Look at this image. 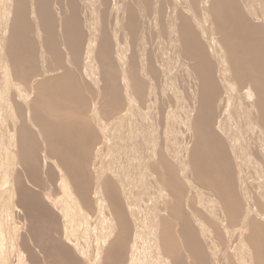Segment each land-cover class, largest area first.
I'll use <instances>...</instances> for the list:
<instances>
[{"label":"bare ground","instance_id":"6f19581e","mask_svg":"<svg viewBox=\"0 0 264 264\" xmlns=\"http://www.w3.org/2000/svg\"><path fill=\"white\" fill-rule=\"evenodd\" d=\"M78 1L79 0H5V1L0 0V13H2L1 12V10H3L2 8L3 7L5 8V6H7V4H8L9 11L12 14V16H11L12 19H10V24L8 25L9 27H6L4 25L7 29L9 28L8 31L5 30L6 28L4 29V27L2 28L3 23L5 24L4 21H5L6 17L7 18L9 17V15L7 16V13L3 12V14H6V17L3 18V20H4L3 23L1 22L2 26L0 24V87L1 86L5 87V90L2 91L3 93L1 92V90H3L4 87H2V89L0 90L1 95H2V96L0 95V97H1L0 99L2 100V101L0 100V102H3L2 104L4 105L3 107L0 105L1 106L0 108H4V112L6 113V115L4 114V116L6 117L5 118L6 119L5 127H4V124H5L4 119H3V121L1 119V118H3V116L0 113V116H1L0 117V131H5L6 136L2 132L0 133V135L3 134L4 137H8L7 141L3 142V145L1 147L3 148L4 143H6L8 146V147H6V149L9 148V150L11 151V154H10V151L7 149V151L9 152V154L8 153L7 154L12 155V157H11V158H13L12 161H14L15 165H16V166H13L14 172H15V169L19 168L18 166H20L22 169L21 170L19 168L20 173H18L19 171L16 172L15 176L13 177L14 178L13 182L11 184H10V182L8 183V185L10 184L11 186L8 188V191L6 193H4L6 189L4 190V187L2 185H0V239H2V237H4V235H5V232H3L4 235L1 236L3 228H5V226H7V228H8V231H6V233L8 232V235H9V233L11 232V234L9 236H12V234L15 235V232L19 231L18 230L20 228L19 226H16V227H18L16 229L18 231H15L14 226L16 224L12 225V223H13L12 218L15 217V215L17 213L21 214L22 218L24 216L22 221L26 220L25 222L28 221L29 222L28 224H30V226L27 225L29 227L27 230V235L24 233L26 235V238L22 236L23 238L20 241V246H12L13 245L12 244L11 246L7 247L8 244L6 246V244H4L5 242L3 244L1 243V241L3 242V239L0 241L2 248H3V245L6 246L5 248H7L9 250L12 249L11 247H13L14 249H15V247H16V249H17V247H19L16 250L17 252L12 251V255H11V253L6 254L5 252L7 249L5 250V248L4 249L1 248L2 250H4L5 254L2 251H0V252L4 256L6 255L5 260H9V257L7 259V255L13 256V255H15L13 252H16L17 257L15 259V262L13 263V260L11 262L13 264H15L17 262H18V264H26L27 262H25L23 260V257H24L23 254L25 251L28 255V260L31 264H43V263L44 264H81L80 259H81V257H84L83 254H85V257L83 258V259H86L85 262L88 261L91 264V261H93L92 264H97V261L99 260V255L92 257L91 252L89 250V248H90L89 243H88L89 238L85 239V241H84V235H85L84 232L86 230L83 231L81 229L82 227H83V229H85V227L88 226L87 225L84 227L81 224L82 222H80L81 221L80 219L83 218L84 217L83 215L87 212L84 213L81 210L82 213L80 215H82L84 213L82 215L83 217L78 214L79 210L82 209V208H80L81 206L78 207L79 210L77 208V205H79L81 199L79 202H77L78 200L76 198L77 194L82 193V192H80L82 187L84 188V186H86V188L88 189V187L91 184V185H93L92 190L95 194L98 193L100 190H102V193L104 195V197H103L104 199H101V197L103 196L102 194H101L102 196L99 195L100 197L97 196L98 199L100 198L99 200L97 199L99 201L98 205L100 206V200H102L101 201L102 204L104 201L105 202L107 201L106 203H108L109 207L107 208L106 211L109 210L108 212H110V213H108L110 215L107 219L109 220V222L111 224L110 226L113 228L112 229L113 233L111 234V237L107 241L108 246H106V250L104 252V258L103 259L104 260L105 259H107V260L111 259V261H115V262H117V264H137V262H136L137 259L135 260V253L133 254V252L130 249V248H132V250H133V248H134V250H135L134 245H132V247H130L132 244L130 242L131 237H133V236H131L132 233H130V232L132 231L133 227L128 225L131 222L128 223L127 219L130 216V215H128L130 213V211L135 212V214L137 216L133 212L131 214L132 215L134 214L133 216H136L137 218L139 215V211L140 212L143 211V210H140L139 208H137V206L141 207L140 205L142 204V201L144 199V198L142 199V197L139 198V196H141V194H142V193L140 194V192H139L140 191V184H141V182H143V181L145 182V180H146V182L149 183V185L152 184L151 189H155V191H156V195L154 194L155 195V196L153 195L154 197L153 196H150V197H153V200L155 201L154 203H156V205L159 206V208L161 209V216L164 215V217L166 219H168L167 220L168 224H167V226H165V231H164V229H162L164 231L163 232L164 236L162 235L163 240L161 241V243L159 242V244H160L159 246H161L163 248V242H164V245L166 244L164 246V248L166 250L164 249V251L171 253V257H172V259H170V261L172 260L170 262L171 264H188L186 261V258H185L188 256H189V264H216L217 260H218V257L216 256V254H217L216 249H218L220 251L222 250L218 246L220 244L221 247L223 248V251H224L226 249V248L224 249V244H226V243H228V244H226L225 246H227V249H229L230 251L233 247V250L230 252V256L233 255V253H234V257L231 256V258L233 257L235 262L232 259L231 260L235 264H236V262H237V264H252L251 260H253V262H254L253 256H255V259L257 257L258 263L260 262L261 264H264L263 263V261H264V257H263L264 256L263 255L264 233L262 232L263 229L261 230L262 234L260 233V226L261 225L259 223V220L257 219V218L260 219V217L255 216L256 217V219H255L254 216L251 217V215H248V213H247V212H250L249 214L253 213L252 215H257V216L260 215L261 216L260 208H262L263 205L260 206L261 203H259V205L257 204L260 201V198H259V201L256 202V200L254 198V197H256V194L255 195L250 194L251 197L253 196V198H252L253 201L251 200V197H249L250 195L247 194V192L252 193L254 190L252 192H249V191H247V187L248 186L250 187V185L252 183L251 184L247 183L250 180V178L245 179L244 177H242V179L247 180V182L242 181L241 183H243V185L239 184L238 188H240L241 185L243 187L244 185L246 186V183L248 184L247 187L244 186L245 188L239 189V191L241 189H242L241 192L243 191L241 193V194H243L242 197L244 196L242 198V200L244 199L243 201L245 202V207H246L245 209H247V210H245V212H244V206H243L244 202L243 201H242V203L239 202L241 200H239L240 196L239 197L237 196V194L239 192L238 188H237L236 196L239 199L237 201H234L235 199H237V197L232 195L231 192L235 193V189H236L235 185L238 186V184H236V182L239 183L240 178H241V174L242 175L244 174V173H241V170H239L242 168H240V164H238V163L242 162V159L238 158L236 156L237 154L234 153V151H236V150H234L232 152V154L234 153L233 155H235V157L231 154L234 158L232 156L231 157L229 156L230 159L233 158V160L238 158L237 161H233L231 159V161L235 162V164L233 163L232 165H230V166L235 165L234 168H235V171H237V173L235 174V173H232V171H231V170H233V167H231L232 169H229L230 168L229 167L230 159L228 158V156H225V157H227V158H225V159H227V160H225L226 162L229 159V161L227 162L228 164H227L222 159L224 156L221 155V154H224L223 151L226 149L224 147V150H223V145H224L223 142L224 143L226 142L225 141L226 140L225 134L230 133L229 132L230 128L228 127L230 125H227L224 122V120L226 121L225 118H226V116L229 115L228 114L229 112H228V110L224 111L225 113L227 112V114H228V115L226 114V116H225L223 109H222V106H221V110H222L221 113L219 114V113L215 112L217 115L219 114V117L215 116L216 119H214L215 118L214 117L215 113L213 110L214 107H210V105L209 106L207 105L208 108H206L207 106L204 105V103L207 102V101L205 102V98L207 100L210 99V98H207L208 94H210L211 96L214 95L213 92L208 90L209 89L208 87L209 86L211 87V85L213 86L214 82L213 83L211 82L212 83L211 85H210V82L209 83L207 82V84H209V86L207 88L206 87L203 88L204 91H205V89L207 90V92L209 91L208 94L206 92L207 96L204 93V95L206 96L205 97L202 93L203 92V89H202L203 86H201V84H202L203 80L207 79V78H205L206 75L204 73H201V75L199 77V75H198L199 71L196 69L198 67L194 68V66L197 63V62L195 63V61L197 59L192 62V61H190L191 60L190 55H186V57L187 56L190 57V58L188 57L189 58L188 60L191 63L195 64V65L193 64L194 66H191L189 68V65H192V64L189 62L190 64L188 65V62H186V60H187L186 59L184 61L187 63V65H185L184 64L185 62L180 57L182 59V61L184 62V63H181L182 61H180V64L182 65V67L184 65V68H185V69L181 68L180 71H182V70L186 71V72L185 71L183 72V74H185L184 80H183V77H181V75H180L181 72L180 73L178 72L179 74L176 72L177 69L179 67H181L180 64H179L178 68L175 67V64H172V65H174L173 68L175 67L174 68L175 72L172 70L171 66L166 65V63L169 64L170 63L169 60H172V59H174V61H171V63L174 62L177 65V62H175V58H177V54H178V58H179L178 52H180L181 55L183 53L179 50L184 48V50L187 51L186 50L187 45L186 46L182 45L181 49H180L179 43L180 42L182 43V40L187 41L186 40L187 37L186 38L183 37V36H185V35H183L185 32H183V34H182V29L184 28V26H187V24H185V23H187V22L189 23L190 20H188L189 19L188 18L187 19L188 21H186L184 23L185 25H182V24L180 25L178 23L179 19H181V18L183 19V16L184 17H186V16H185V13L182 12V10L181 11L178 10L179 12L177 11V9H179L178 8L179 5L177 6V3H175L174 0H167V2H166V6H168V7H166V6L165 7H166V9H168V12H169L168 14L165 13L167 10L164 12L163 10H165V8L163 9L161 7V5L165 3V0H163L164 3H162V0H104L105 4H104V2H103V4L105 5V10H104V13H103V10L101 11L103 13L102 14L103 16L102 15L100 16V18L102 20H101V22H99L97 20L99 23H101L100 25H102L101 26L102 29L99 27V29H101L100 31L102 34H100V31H99V33H98V34H100V35H98L99 38L98 37H96L95 39L93 38L94 43H92L93 46L91 45L92 47H91L90 51L88 50V52H89L88 56L90 57L92 55L94 46L98 45V48H100V50H103L102 49L103 46L105 48V45H106L107 48H105V50L107 49V51H109L108 54H111V56H107L108 58H106V59H108L110 62L111 61L110 58L112 59L113 54H116V52H115L116 48L115 49H113V48L115 47L114 43L115 44L117 43L118 47L116 46L117 47L116 51L119 54L118 57L121 58L120 60L123 62V63H120V62L119 63L123 64V66L126 70V73L124 74L123 79L119 75H116V73H117L116 69H115L116 67H114L112 61H111L112 64L110 63V65H111L110 68L113 65L112 68H114L115 69L114 71L116 72L114 74V76L115 75L117 76L116 80L113 79V81L115 80L117 83H119L117 85L114 81L113 84L115 86L117 85V87L119 86V88L117 90H119V89L121 90L120 87H122L123 90H121V91H123L124 94L123 93L121 94L123 97L122 98L121 95H118L119 93H121V91L119 90L120 92L119 91L117 92L115 90L117 92V95L119 97H121V98H119L116 95L115 91L114 92L112 91L113 95L115 93V95L118 97L117 100L118 99L119 100L116 101L114 99V97H111V98L114 99V102L116 101L118 103L120 101V103H118L120 105L115 103L119 108L117 106H116L117 108L116 107L114 108L112 105L113 103L110 104L111 101L110 102L107 101L109 104V105L107 104L108 105L107 108L110 110H111V108L112 109L114 108L113 110H111V112L113 111V113L111 115L109 113L110 111L109 112L107 111L110 115V116L107 115L109 117V121L107 124L108 125L110 124L109 126H111L113 128L111 130V129H109L110 127H108V125H106V126L104 125L105 129H103L104 131L103 130H101V131L105 132L103 134L105 136L104 140L106 139L107 141H110L109 145H110L111 141H112L111 144H113L111 147L112 149L110 147H108L109 150L104 149L105 151H107V153L105 156H103L102 160L105 161V158H107V157H109L108 158L109 160L106 159L107 161L104 163L103 168H100V166L103 164L102 162H104V161H102V160H101L102 162L100 161L101 164L98 167V169H96V173L99 172L98 175L95 174V176H96V177L94 176L95 178L94 177L92 178L90 176L93 180L88 178L89 175L87 173H84V174H87L84 176V174H83L84 171L83 170H82L83 172L81 171V168L83 166L82 167L79 166L82 162L81 161V159L83 158L82 156L84 155V158H85V157H89V156L93 155L91 153L92 151H89V150H91V147H92V150H94L93 148H95L96 151H94V153L97 152V154H98L97 149L99 148V144H98L99 142L96 143V145L98 144L97 147L96 146L93 147L92 144L90 145V142L94 143V140L91 139L93 137H90L88 139L89 135L92 134V130H91V128L90 129L87 128L84 130H88L91 133L90 134L88 133V136L87 135H81V136H84V137L87 136L88 140H86L85 142L82 140L83 142H80L81 144H83L82 147L80 146L81 144L78 145L79 141L77 142V137H81L80 132L84 131V130H82L83 128L79 129V126L85 128V126L83 124L87 120H84V123H82L83 126L80 124L81 121L79 122V126H76L77 129L79 130V132L76 129V127L73 126V124H75V123H73V124L71 123L72 126H70V128L67 130L68 125L65 123L68 120V117L70 120L72 113H75V114L77 113L79 115V117H80V115H83V116L88 115V117H90L88 112H90L89 110H91V109H89L88 111L85 110V111H87L86 112L87 114H85V115L80 112V110H82V109H79L77 111L75 106L79 103V101H81L79 104H81V103L84 104L85 100L77 98V96L79 97V95H80L79 93L81 90L79 91L78 87L75 88L76 85H74V87H73V84H72L73 82H76L77 80L75 81L74 79H72L71 78L72 75H70V77L68 79L65 77V75H63L64 73L65 74L67 73L69 76V73H70V71H68V69H67L68 66L65 65V63H64V61L66 62V60L63 59V54H65L63 50L65 49V52L68 51V53L71 56V57L69 56L70 59H72V62H74V64L76 66H78L79 64H77V63L80 62V61L78 62L80 55L84 58V56H83L84 53L83 54H80V53L87 51V48H85V50L81 51V49H84V47H85L84 46L85 41H88L86 36L89 37L90 35L93 34V37H94V33L91 34L90 30H88L91 27L90 26H89L90 28L87 27L88 25H91L93 22L91 19L92 16L91 17L88 16L89 14L91 15L90 10L92 11V8L90 7L91 9L89 11H85V9L88 10V8L84 9L85 6L81 5L84 0L83 1L81 0L82 2L79 1L81 4ZM85 1H87V0H85ZM96 1L95 0L93 1V2H95L94 4H98V3L100 4V2H101L100 0H99L100 2L99 1L96 2ZM184 1L185 0H182L183 3H185V2L187 3L189 0L188 1L186 0L185 2ZM196 1H194V2H196ZM222 1H225V0H222ZM222 1H221V3H222ZM228 1H231V0H228ZM242 1L245 2V0H241L240 2H238V0H236V2H238V3H242ZM258 1H260V0H258ZM4 2H7V4L4 5L5 4ZM88 2H89V0H88ZM93 2H91L92 7H94ZM214 2L216 3V0L215 1L213 0V3ZM226 2H227V0H226ZM234 2H235V0H234ZM247 2L244 3L245 4V6H244L245 9H243L244 11L241 12L240 9H239V11L234 10L235 14H236L235 16H234V14H231L233 12L231 10H233V9L229 10V8L225 7L227 5H225V4L221 5L220 1L217 2L218 5H216V4L212 5L211 4L210 7H211L212 11H214V13L219 15V17L221 16V14L223 16L228 14L227 12H229V13L231 12L230 13L231 15L228 14L229 17H231L233 15L232 18H234V19H232V21L230 18L224 19L227 15L225 17H222L221 20H219L220 18L218 19L220 21V23H218V30L221 31L222 38H223L222 40L227 44L228 48L230 49L229 51L231 53V56L233 53H234L233 56L236 55L235 53H237L238 54V55H236V56H238L237 58L240 60H243V59H241L242 55H239V54H243V55L250 54L251 55V53H253L256 57L254 56L255 58L252 57L251 59H253V61L256 59L255 60L256 66H257V64H258V67L260 66V64H261V66L263 65L262 69L260 68V71H259V72H261V70L264 71V68H263L264 67V29H263L264 27H262V25L264 26V24L261 22L264 20V13H263L264 7H262V5L264 6V1H263V3H261L262 5H259L260 2L258 4L259 6H261L263 8V10L261 9L262 11L260 10L261 11L260 13L255 10L258 7L257 8L253 7V5H256V3H258L257 1L255 4H254V2H252L253 4L251 2L248 4ZM261 2H262V0H261ZM183 3H181V0H180V4H183ZM231 3H233V2H231ZM235 3H233V4H235ZM238 3H237V6H240V5H238ZM54 4L56 5V8H55L56 9V11H55L56 15L52 13V5L54 7ZM85 4H87V3H85ZM99 4H98V7H99ZM233 4L228 5V6H231V8H232ZM246 4H247V6H246ZM80 5L84 6V7H81ZM189 5L190 4H188V7H189ZM193 5H195V4H193ZM200 5H202V4H200ZM241 5H243V4H241ZM102 6H100V7H102ZM233 6H235V5H233ZM199 7H198V9H199ZM189 8H187V9L189 10ZM4 10L8 11L7 8H5ZM98 10L100 11L101 8ZM97 12L98 11H96V15H98ZM163 12L166 14L164 17L165 20L167 21V22H165L166 27L164 28V26L162 25L163 28H161L162 26H160L161 29L160 28L157 29V27L159 25H161V20L163 18L162 17ZM85 13H87V14H85ZM92 13H93V11H92ZM3 14H0V15H2L1 17H4ZM160 14H161V16H160ZM99 15H100V12H99ZM186 15H187V13H186ZM189 15H191V14H189ZM198 15H200V14H198ZM158 16H160L161 19ZM89 17L91 20L89 19ZM93 17L95 19L98 18L97 16L95 17V15ZM195 17H196V15H195ZM201 17L203 18V16H201ZM259 17L260 18L262 17L261 18L262 20H259L260 24L262 23L261 25H259V23L257 22ZM157 18L160 19V23H159V25H156V27H155L154 25L157 22H159ZM88 19H89V21H92V22L90 23L88 21ZM182 19L180 22H182ZM1 20L2 19H0V21ZM8 20L9 19H7L6 21H8ZM87 21H88V25L85 26V24H87ZM165 23H164V25H165ZM114 25H116V29H115ZM84 26L87 27V29H85V30H87V32H85ZM188 26H191V24H189ZM188 26H187V28H190ZM201 26H203V25L201 24ZM95 27H96V25H95ZM93 28H94V26H93ZM93 28H91V29H93ZM94 29H93V32H94ZM99 29L97 27V29H96L97 31L95 32L96 34H97ZM185 30H186V28H185ZM187 30H189V29H187ZM183 31H184V29H183ZM190 31H192V30L190 29ZM260 32H262V33L260 34ZM85 33H88V34L90 33V34L88 36V34H85ZM203 33H205V32H203ZM96 34H95V36H96ZM186 34H188V39L191 38L188 31L186 32ZM191 34H192V32H191ZM193 35H194L193 38L195 39L196 42L201 40L200 39L197 41L195 34H194V31H193ZM196 35H197V32H196ZM100 36H101V40H100ZM198 36L199 35H197V38L200 37V36L199 37ZM182 37H183V39H181ZM90 38H91V36L89 37V39ZM97 38H98L100 45H99V43L96 42ZM191 39H189V41H192ZM230 39L235 40L234 41L235 43L230 44L229 43ZM91 41H93V40H91ZM91 41H90V43H91ZM32 42L33 43L35 42L37 46L35 45V43L32 44ZM90 43L88 42V44H90ZM184 43H182V44H184ZM187 43L189 45L188 41L185 44H187ZM199 43H197V44L199 45ZM88 44L85 43V45H87L89 47ZM95 44H97V45H95ZM198 45L195 44V47H192V48L195 49L196 46H198ZM165 46L168 48L167 50H166ZM190 46H192V44ZM190 46H189V48H187L188 51H190L188 53H191L192 51H194V53L192 52V54H196L195 50H192V51L190 50ZM193 46H194V44H193ZM34 47L36 48L37 51L34 50L35 49ZM164 47H165V50H164ZM197 49H198V47H197ZM105 50H104V52H105ZM113 50L115 53H113ZM62 52H63V54H62ZM68 53L66 54V56L68 55ZM185 54H186V52L183 54V56H185ZM34 55L37 56V57L35 56L36 58H38L37 60H36V58L35 59L33 58ZM84 55H87V54H84ZM200 55H201V53H200ZM105 56L106 55H104V57ZM172 56H174V57H172ZM193 56H192V59L194 58ZM233 56H232V59L235 61ZM248 57H249V55H248ZM178 58H177V60L179 63ZM244 58H246V57H244ZM85 59H87V58H85ZM85 59H83L81 61L84 64H85V62H87V60H85ZM98 59H100V58L98 57ZM98 59H97V61H98ZM33 60L37 65H38L37 62H39L38 60H41V63L39 62V64H41L40 68H42V69L41 70L39 69V73L37 72L38 67L36 70H34L36 67L35 68L33 67V65H34ZM83 61H85V62H83ZM249 61L251 63H253V61H251V60H247V63ZM69 62H71V61H69ZM200 62H202V61H200ZM200 62L198 63V65H196V66H199V68H201L200 67L201 65L203 66V64L199 65ZM82 63H80V65H79V67H81V68H83L82 66H84V64L81 65ZM92 63L93 62L91 59L89 61V64H88L89 65L88 66L89 72H92L93 70L95 71V69L93 68L94 66L92 67V65H93ZM171 63H170V65H171ZM234 63H236V62H234ZM21 66H24L23 67L24 69L26 68L24 71H26L28 69H31L32 71L33 70L34 71L30 72V70H28L30 73H28V72L25 73L24 71H23L24 72L23 73L22 72L23 69L21 70V68H20ZM66 66H67V68H66ZM166 66L168 67L167 69H165ZM204 66H205V64H204ZM238 66H240V64ZM247 66L249 67L248 64H247ZM256 66L254 65V67H256ZM88 67H86V68H88ZM120 67H121V65H120ZM32 68H34V69H32ZM99 68L100 67H98V65H97V69L101 70ZM169 68H171V69H169ZM239 68H241V67H239ZM77 69H79V68L77 67ZM168 69H169V71H167ZM194 69H196V70H194ZM201 69H199L200 72H201ZM125 70H124V72H125ZM171 70L174 73L173 72L171 73L170 72ZM203 70H205V69H203ZM35 71H36V73H35ZM80 71H82V70L80 69ZM112 71H113V69H112ZM194 71H195V73H197L196 71H198V74H195ZM263 71L261 73H258V72L255 73L254 78L256 79L257 84H256V87H254V89L256 88L255 90H257V92L259 94V96H257L259 99L258 102L260 103V106L262 105L261 106L262 110H261L260 106H259L260 108L257 107L258 108L257 110H259V112H260V114L258 113L257 115L261 119V121H260L261 124L264 125V122H263L264 119H262V116H261L264 114V72ZM75 72H73L72 74L76 78L77 75L75 76V74H74ZM95 72H98V71H95ZM124 72H122V73H124ZM49 73L52 74V76L50 77L51 79H49V78L46 79L47 74L51 75ZM57 73H61V74H59L57 76ZM77 73H79V72H77ZM176 73L178 74L177 75L178 77L175 76ZM209 73L208 74L206 73V74L209 75ZM53 74H55V75L53 76ZM67 74H66V76H67ZM103 74L104 73H102V75L101 74L100 75L103 77ZM173 74H175V75H173ZM202 74H204L203 75L204 79L201 78ZM243 74L242 75L245 76L244 72H243ZM48 75H47V77H49ZM179 75H180V77H179ZM114 76H113V78H114ZM210 76H211V80H212L213 75H210ZM219 76H220V74H219ZM198 77L200 79H202V80H200V82L202 81L201 84L198 82L199 81ZM105 78H107V77H105ZM180 78L182 79V81L186 82L183 84V85L186 84V87L183 86L182 83H178L177 85L175 84L176 80L182 82L181 80H179ZM245 78H247V77H245ZM99 79L101 80V78H99ZM102 79H104V78H102ZM217 79H218V77H217ZM243 79H242V81H243ZM248 79H245V81H247ZM110 80H111V78H110ZM123 80H125V81H123ZM103 81L101 80V82H103ZM105 81L108 82L107 80H105ZM206 81H209V79ZM224 82L226 83V81H224ZM95 83H97V82H95ZM110 83L112 84V81ZM222 83H221V85H222ZM75 84H77V83H75ZM113 84H112V87L110 86L111 88L115 87V86L113 87ZM207 84L203 82L202 85H207ZM101 85H103V83ZM95 86H97V85H95ZM105 86H102V87L105 88ZM174 86H175V88H174ZM80 87H81V85H80ZM100 87H99V89L101 90L100 92L104 93L103 91L105 89L102 87H101L102 88L101 89ZM107 87H108V90H111L109 85H107ZM117 87H115V89ZM222 87H223V85H222ZM226 87H227L226 90L228 91L229 86L225 85L224 88H226ZM245 87L247 88V86H245ZM79 89H81V88H79ZM210 89L212 90V88H210ZM88 90H90V88ZM112 90H114V89H112ZM90 92H91V90H90ZM228 92H230V90ZM220 93H222V91ZM220 93H218V94H220ZM95 94H97V93H95ZM108 94L110 96V92ZM81 95H82V93H81ZM90 95H92V94H90ZM222 95H223V93H222ZM230 95H229V98L231 99ZM104 96H105V94H104ZM80 97H82V96H80ZM226 97H225V99H226ZM217 98H218V96H217ZM217 98L215 97L212 99L216 100ZM254 98L257 99L256 97H254ZM77 99H79V100H77ZM221 99H223V102L225 100L224 98H220V100H217L219 102L218 106H215L216 109H217V107L219 108L217 110H220L219 104L221 103ZM208 101L210 102V100H208ZM231 101H230V103H231ZM75 102L76 103L78 102V103L76 104ZM209 102H207V104ZM216 102H214V103H216ZM211 103L212 102H210V104ZM228 103H226V104H228ZM259 103H257V104L259 105ZM226 104H224V106H225L224 108L227 107ZM40 105L44 111V114L42 112L39 113V111L41 110ZM85 105H89V104L87 103V104H84V106ZM91 105L93 107L96 106V105H94V101H93V104L91 103ZM214 105H217V104H214ZM214 105H212V106H214ZM235 105H237V104H235ZM255 105H256V103H255ZM37 106L40 109L39 111H38ZM109 106H111V107H109ZM228 106H229V104H228ZM76 107H78V106H76ZM82 107H83V105L80 108H82ZM96 108H95V113H96ZM211 108H212V110H211ZM232 108L235 109L234 106ZM103 109L104 108H102V110ZM115 109H117V110H115ZM226 109H228V108H226ZM236 109H237V107H236ZM260 110L263 111V113ZM36 111H38L37 112L38 114L44 115V117L42 116V119L44 118L42 121V122H44L43 124L41 122V120H42L41 116L37 115ZM231 111H230V114H231ZM4 112H2V113H4ZM83 113H85V112H83ZM90 113L92 114L90 117L91 119L93 118L92 116H94V117L96 116V115H93L94 109ZM97 113H99V115L101 114V112H99V111H97ZM103 114H105V112ZM238 114L239 113L237 112V115ZM99 115H98V117H99ZM38 116H40V118ZM72 116H74V115H72ZM107 116L105 117L106 121H107ZM82 117H80V119H82ZM72 118H74V117H72ZM76 118H77V115H76ZM90 118H89V120H90ZM222 118H224L223 121H222ZM229 119H231V118H229ZM72 120L73 119H71V121ZM75 120H73V121L76 122V125H77L78 121H75ZM95 120H97V119H95ZM99 120H100V118H98V121ZM231 120H233V118ZM92 121L95 123H98V121L96 122V121H94V119L90 120V123ZM101 121H99V122L101 123ZM258 121H259V119H258ZM70 122H69V125H70ZM7 123L9 125L10 130L7 126ZM100 123H98V124H100ZM65 125H67V127H65ZM92 125H93V123H92ZM95 125L98 126L97 124H95ZM239 125H240V123H239ZM87 126H89V125H87ZM179 127H181V129H183V130H179L180 129ZM232 127H236V125L232 126ZM99 128H100V125H99ZM233 129L236 130V128H233ZM80 130H82V131H80ZM22 131L23 132L27 131L28 133H30V134H27V132H24L25 134H27V138H29L28 140H27V138H24L26 136H23L21 138ZM88 131H85V132H88ZM109 131H111V132H109ZM78 133H79V136H77ZM95 133L96 132L94 131L92 135H95ZM9 134H11L10 136H12V137H10ZM231 134H232V132H231ZM28 135H30V137ZM34 135H36L39 140L41 139L42 142H36L37 138L34 137ZM103 135H101V136H103ZM233 135H236V134L229 135L228 139H229V137L232 138ZM97 137L98 136L96 135V138ZM184 137H186L185 142H184ZM236 137H237V135H236ZM242 137H244V136H241V138ZM9 138H11V139H9ZM23 138L25 139L24 141H23ZM161 138H164L163 142H160ZM241 138H240V140H241ZM2 139H3V137H2ZM4 139H6V138H4ZM79 139L81 140L82 137ZM228 139H227V141H228ZM244 139H245V137H244ZM233 140H235V139H233ZM0 142H1V139H0ZM232 142H234V141H232ZM232 142L231 141L229 142V148L232 147L233 149H235L234 148L235 146L233 145ZM235 142H234V144H235ZM38 143H41L42 145L38 144ZM160 143H162V145ZM245 143L246 142H244V145H245ZM249 143H250V141H249ZM32 145L33 146L35 145V147L38 146V148H40V149L42 148L41 146L44 145L43 146L44 148H43V150L41 149L42 154L41 153L39 154V152H40L39 150L37 151L35 149V151H36L35 152V151H33L34 148H33V150L30 148L33 151V154L31 152L30 155H32L34 157V161H33V159H32V161H27L26 159H23L24 155H25L24 152H27L26 154L28 155L30 153L29 152L30 150H27V149H29L30 146L33 147ZM88 145L91 146L90 149L87 148ZM230 145H231V147H230ZM5 146H4V148H5ZM79 147L81 148L80 150H79ZM226 147H228V145ZM232 148L228 149V150L232 151ZM236 148H237V145H236ZM116 149H118V151H121L119 149H122V150L124 149L122 156L121 155H120V157L118 156L121 153H118V155H117ZM182 149H183V151H182ZM238 149L239 150H237V152L241 151L240 150L241 148H239V146H238ZM244 151L247 152V150H244ZM244 151L242 152V155L241 154L239 155L242 158H243V156H245V155H243ZM250 151H252V150H250ZM37 152H38V155L36 154ZM84 153H87L88 155L91 153V155L85 156ZM35 154L37 155V157L34 156ZM196 154H198V155H196ZM227 154L229 155V153L228 152L226 153V151H225V155H227ZM250 154H251V152H250ZM27 155L25 158H27ZM40 155L42 156V158ZM0 156H1V154H0ZM22 156H23V158H22ZM38 156L40 157L41 161L38 159ZM246 156H247V154H246ZM8 157L10 158V156H8ZM8 157H6V158L8 159ZM35 157H36V159H35ZM11 158H10V161H11ZM89 158H88V161H90ZM30 159H31V157H29L28 160H30ZM239 159H241V162L239 161ZM248 159H251V158L248 157ZM85 160H87V159H85ZM94 160H96V157L94 158ZM94 160H91L92 161L91 165L89 164V166L92 169L91 175H93V172L95 171V170L93 171V169H95V167L93 168V165L95 166V164H96V163L93 164L95 162ZM118 160L119 161L121 160V163L120 162L117 163ZM244 160L245 159H243V161ZM135 161H136L137 165L134 164ZM150 161L152 162L151 170L149 168V162ZM164 161L167 162V163H164V164H167V167H165L166 165L164 166V164H163ZM222 161H223V163L225 162V164H223V166L221 164ZM14 162H13V164H14ZM129 162H131V164H134V165L133 166L130 165ZM132 162H134V163H132ZM252 162H253V160H252ZM128 163L131 166L129 168V170H128V167H129ZM245 163H244V165H245ZM135 165H136V169L133 168ZM226 165H227V167H226ZM108 167L110 168L112 175H110V173H111L110 172L107 177L115 179L116 180L115 183H118L117 185H118L119 189L121 188L119 185H121L127 191V194L125 195L126 197L124 196L125 198L123 196L122 197L120 196L121 200L123 198L124 199L127 198L126 199L127 203H124L123 200H122L123 202L118 200L119 196L117 195V191L119 189L118 190L116 189L117 186H116V184H114V182H113L114 180L109 179V178L108 179L103 178L105 170ZM199 167L202 169V171H203L202 173H199L198 169L196 171V168H199ZM251 167H253V165ZM255 167H257V166H255ZM38 168L41 169V172L44 171L46 173L45 175H43L41 173L43 175L44 179L47 177V179L45 181L47 184H44L45 186L43 185V183H45L44 180L43 181L37 180L38 176L40 175V174H38L40 171ZM131 168H132V170L130 171ZM225 168L229 169V171H228V172H230L229 174L232 173L230 175L231 177L236 175V177H234V178H235V180H238V181L235 182V180L233 179L235 182V183H233L232 179L229 178L232 182L231 181L228 182L226 179H228L229 174L227 172H225V171H227V170H225ZM36 169H37V171L38 170L39 171L38 172L35 171ZM201 169H199V170L201 171ZM222 169H224V171H222ZM244 169H245V167H244ZM249 169H251V168H249ZM97 170H100V171L97 172ZM21 171L23 172L22 174H21ZM235 171H233V172H235ZM261 171H260V173H261ZM88 172H89V170H88ZM195 172L196 173L198 172L199 174L197 173L198 175H196ZM222 172H224L223 174H225V173L227 174L226 177L223 176L224 177L223 179L221 178ZM0 173H1V171H0ZM79 174H82L84 177H87L90 180L85 179L84 177H82V175L79 176ZM34 175L37 178L36 177L34 178ZM46 175H48V176H46ZM247 175H249V174L247 173ZM44 176H46V177H44ZM258 176L259 175H257V180L259 179ZM80 177L83 178L82 182H84V179L87 180L86 182H84V185H82L83 183L81 182V180H80V182L82 184H79ZM249 177H251V176H249ZM0 178H1V176H0ZM178 178H180V179H178ZM35 179L37 182L34 181ZM148 179H149V181L151 180V183L147 181ZM179 180H181V181H179ZM220 180L221 181L223 180V182H222L223 184L221 183ZM259 180L261 181L262 179L260 178ZM226 181L228 183H233L231 185L232 187H234L233 191H230L232 189H230L229 187L227 188L225 186V185L229 186L228 183L226 184ZM0 182H1V180H0ZM181 182L184 183L183 185L185 187L182 186ZM163 183L170 184L173 188V190H172L173 193L171 191L165 190ZM180 183H181V185H180ZM262 184H264V183H262ZM6 185H7V183H6ZM79 185H80V187L82 185V187L80 188ZM143 185H141V186H143ZM149 185L148 186L145 185V187H147L146 189L150 188ZM41 186H43L45 188H42ZM153 186H154V188H153ZM252 187H250V188H252ZM89 188H90V190L89 189L88 190L91 192V187H89ZM250 188H248V189L250 190ZM77 189L79 190L78 193H76ZM244 189L247 192H245ZM121 190H120V192L123 191V190L122 191ZM144 190L145 189L143 187L142 191H144ZM262 191H264V188ZM37 192H39V193H37ZM84 192H88V191H84ZM120 192H118V194H122ZM89 193H84L83 195L87 196V198L90 199L91 196L88 197ZM99 193H101V191ZM85 194H87V195H85ZM151 194H152V191H151ZM239 194H240V192H239ZM80 195H81V197L83 196L82 194H80ZM90 195H92V192L90 193ZM96 195H98V194H96ZM259 195H262V194H259ZM259 195H257V196L259 197ZM92 196L96 197L95 195H92ZM263 196H264V194H263ZM234 197H236V198H234ZM87 198L82 197V200L83 199L85 201L88 200V202L85 203V205L82 203L83 207L87 206L90 203L92 204V202H89V199H87ZM137 198H139V200L142 199V201H140L139 205H137V203H139ZM169 198L173 199L172 202L170 201ZM91 199H93V198H91ZM91 199H90V201L96 200V198L93 200H91ZM256 199L258 200V198H256ZM261 199H263L262 196H261ZM122 203H124L126 205H124ZM91 204L89 207L92 206ZM95 204L96 203H93V206ZM123 205L126 207H124ZM105 206L101 205V207H103L101 209H104ZM94 207H92V209ZM153 207L155 209L154 205L152 207H150L149 209H151V208L153 209ZM159 208H157L158 212L160 211ZM138 209H139V211H138ZM157 209L153 210V214L156 212ZM263 209H264V206H263ZM77 210H78V213H77ZM84 210H87V208H85ZM95 210H97V209H95ZM99 212L100 211H97L96 213L98 214ZM158 212H157V214H158ZM90 213L95 214L94 212H90ZM145 213H147V212H145ZM150 213L151 212H149V214ZM97 214H96V216H97ZM99 214L101 215L102 213H99ZM114 214L116 215V218L113 216ZM142 214H144V212ZM155 214H154V217H155ZM85 215L88 216V214H85ZM92 215H91V217H90V215L88 216V217H90L89 220L93 217ZM104 215H105L104 218L106 219V214H104ZM140 215H141V213H140ZM140 215H139V217H140ZM41 216H44V218H46V220L48 218L49 221L46 224L41 223L42 225L45 224V227L40 226L42 228L39 229V227L36 226V224L39 223V221H37V219L41 218ZM87 216H85V218H87ZM142 217H140V219ZM263 217H261V218H263ZM101 218H103V217H101ZM133 218L136 221V218L132 217V219ZM148 218L145 217L144 219H146V220H142V219L140 220L138 218V223L133 221L134 219L132 220L133 221L132 223H137L139 225V226H137V227H139V229L137 228L138 232L136 231L137 229H135V231L138 233L137 236L139 239L138 243H136V245H138L139 248H142L141 250L145 249V248H143V246H144L143 245L144 244L143 243V240H144V238H143V235H144L143 232L144 231L143 230L145 229L144 228L145 225L146 226L149 225L148 223L146 224V222H145L147 220L148 221L150 220ZM151 218L153 219L152 216H151ZM161 218L163 220V216ZM92 219H94V218H92ZM105 219H103V220H105ZM129 219L131 220V218H129ZM10 220H11V222H10ZM82 220L85 221L87 219H82ZM25 222L23 221V223H25ZM87 222H88V220H87ZM87 222H85V223H87ZM89 222L91 223L92 221L90 220ZM103 222H106V221H103ZM109 222H107V223L109 224ZM144 222H145V225H144ZM15 223H17V221ZM90 223H89V225H90ZM164 223L165 224L167 223L166 220ZM80 224L82 225V227ZM134 225H136V224H134ZM213 225L214 226L217 225V227L219 229L216 230L217 229L216 228L215 230H213V228H214ZM2 226H4V227L1 229ZM91 226H89V230L91 229L90 228ZM254 226H255V228H254ZM262 226H263V224H262ZM130 227H131V229H130ZM7 228H5L4 230H6ZM23 228L24 227H22L20 229H23ZM146 228H148V227H146ZM248 229H251V230H248ZM169 230H171L172 232L170 233ZM258 230H259V233H257ZM136 232H134V235ZM160 232H161V230H160ZM246 232H247V234H246ZM145 233H146V231H145ZM16 235H18V234H16ZM5 236L7 237V235H5ZM9 236L7 237L8 239H9ZM146 236L147 235H145L144 237H146ZM161 237L160 236L158 237L159 241L162 239ZM7 238L5 240L6 242H8ZM12 238L9 239V242H10V240H12ZM85 238H87V235H85ZM147 238H148V236H147ZM147 238L145 239V242H146ZM17 239H16V242H17ZM260 239H262V240H260ZM13 240H14L13 242L15 243V239H13ZM104 240L106 241L107 239H104ZM104 240H102L103 242L102 241L99 242L100 243V245H98L99 250H101L103 245L106 244L104 242ZM178 241H179V243L176 245V248H174V250H173V247H175V244ZM220 241L222 243H220ZM91 242H93V241H91ZM217 242H219V244ZM10 243H9V245H10ZM17 244H19V243H17ZM178 245H180L182 247H180ZM260 245H262V246H260ZM138 247H136V248H138ZM217 247H219L220 249ZM139 248L136 250H140ZM261 249H263V250H261ZM136 250H135V252H136ZM160 250H161V248H160ZM172 250L174 251V253L176 251L174 257L172 256L173 255V253L171 252ZM162 251H163V249H162ZM8 252H11V251H8ZM147 252L148 251H146L145 253L143 252V255H145V256H143L142 260H140L141 261V262H139L140 264H152L151 262H153L152 259H154V258L149 256L150 255L149 253L147 254L149 256L148 257L146 255ZM1 253H0V255H1L0 264H7V262H9V261L3 262L1 260V258H3ZM158 253L160 255L161 251L160 252L158 251ZM166 253L164 252V255ZM170 253H167L166 256L168 255L170 257V255H169ZM260 253L262 254V256H260L261 255ZM220 254H219V257H220ZM243 254H244V257H243ZM253 254H255V255H253ZM27 255H26V257H27ZM81 255H83V256H81ZM94 255L95 254H93V256ZM162 255L163 254H161L160 256L162 257ZM140 256H142V254ZM166 256H164V257H166ZM251 256H252V258H251ZM161 257L158 256L160 261H161ZM4 258H3V260H4ZM39 258H41V261L39 260ZM149 258H151V259H149ZM220 258L222 261L223 258L222 257H220ZM140 259H141V257H140ZM260 259H261V261H259ZM16 260H17V262H16ZM42 261H44V262H42ZM232 261H231V263H233ZM166 262L168 263L167 259L165 260V263ZM219 263H221V262H219ZM258 263H256V264H258ZM85 264H87V263H85ZM103 264H104V262H103ZM154 264H156V262Z\"/></svg>","mask_w":264,"mask_h":264},{"label":"rangeland","instance_id":"374dc122","mask_svg":"<svg viewBox=\"0 0 264 264\" xmlns=\"http://www.w3.org/2000/svg\"><path fill=\"white\" fill-rule=\"evenodd\" d=\"M4 1H5V0H4ZM79 1L82 2L83 0H82V1L79 0ZM79 1H78V2H79ZM84 1H85V0H84ZM84 1L82 2V4H81L80 2H79V3H80L81 5H84L85 7H84V6H81V5H80V6H81V7H84V9H85V8H88V10L85 9V11H89L91 8H92V11H93V13H92V11L90 10L91 15L89 14L88 16H90V17L92 16V17H93V16L95 15V17H96V16L98 17V18H96V19H95L94 17H93V18L91 17V19H92L93 22H92V21H89V19H90V17H89L88 21H89L90 23L92 22V24H93V25L91 24L92 26H91V25H88V21H87V24H85V26L88 25L87 27L90 26L91 28H93V26H94V28H95V29L93 28V29H94V32H93V29H91L90 27H89L90 29H88V30H90V33H91V34L94 33V37H93V34H92V35H90L92 39H91V38L89 39V37H90L89 34H90V33H89V34H88V33H85V34H88V36H89V37L86 36V38L88 39V41H85V43L88 44V42L90 43L91 40H93V41H91V43L88 44L89 47H88L87 45H85V43H84V46H85V47L83 46L84 49H81V51L85 50V48H87V51L81 52L80 54H83V53H84V54H87V55H84V54H83L84 58L80 55V57H79V59H78V62H79V61H80V62L77 63V64L80 65V63H82L81 61H82L83 59H85V58H87V59H85V60H87V62L83 61V62H85V64H84V63L81 64V65L84 64V66H82L83 68L79 67V65L76 66V65L74 64V62H72V59H70L71 56H70V54L68 53V51L65 52V49L63 48V49H64L63 51H64V53H65V54H63V52H62V54H63V59L66 60V62L64 61V63H65V65L68 66V68H67V66H66V68L68 69V71H70V73L68 72V73H69V76H68V74L66 73L68 77L66 76L65 73H64V74L62 73V74L65 75V77H66L67 79L70 77V75H72L71 78L74 79L75 81L77 80L76 82H73V83H72V84H73V87H74V85H76L75 88L78 87V90H79V91L81 90L80 93H79L80 95H79V97L77 96V98H80V99L85 100V103H84V104H87V103L89 104V105H85V106H84L83 103L79 104L81 101H79V103L77 102L79 105L75 102V103L77 104V105H76V104H75V105L78 106V107L75 106V108L77 109V111H78L79 109H82V110H80V112H81L82 114L85 115V114H87L86 112H87L89 109H91V110H89L90 112L94 109V114H93V115H96V116H95L96 118H95L94 116H92L93 118L91 119L90 117H91L92 114H91L90 112H88V114L90 115V117H88V115H85V116L80 115V117L83 116V117H82L83 120H82V119H80V117H79V115H78L77 113H76V114H75V113H72V114H71V117H70V120H69V117H68V120H69V121L67 120L66 123H65V124L68 125V127H67V125H65V127H67V130H68V129L70 128V126H72L73 123H75V124H73V126L76 127V126H79V122H80V121H81L80 124L82 125V123H84V120H87V121H85V123L83 124V125L85 126V128L79 126V129H82V128H83L82 130H84V129H87V128H88V129L91 128V130H92V134H93L94 131L96 132L95 135H92V134H90L91 132L88 131V130H84V131L80 130V131H82V132H80V136H81V135H87V136H88V133H89L90 135H89L88 139H89L90 137H93V138H91V139L94 140V143H91V142H90V145L92 144L93 147H95V146L97 147V145L99 144V148L97 149L98 154H97V152H95L96 154L94 153V151H96L95 148H93L94 150H92V147H91L90 145H88L87 148L90 149V147H91V150H89V151H92L91 153H92L94 156L91 155V153L89 154V155H91V156H89V155L87 154L88 152H87V153H84L85 156L88 155L90 158H91V157H92V158H91V159H90L89 157H85V158H84V155H83V156H82L83 158L81 157L83 160L81 159L82 162H81V164L79 165V166H81V167H82V166L84 167V168L82 167L83 169L80 167V168H81V171H82V170L84 171V172L82 171L83 174H84V173H87V174L89 175L88 178L92 179V178L95 176V174L98 175V173H99L98 171L101 170V169H100V170H97L98 173H96V169H98V167H99L100 164H101L100 161L102 160L103 156H105L106 153H107V151H105V150H106V149L109 150L108 147L111 148L112 145H113V144H111L112 141H111V143H110V145H109V142H110V141H107L106 139L104 140V137H105V136H104L103 134H104L105 132H103V131H104L103 129H105L104 125H105V126L108 125V124H107L108 121H109V117H108V116H110V115L113 113V111L111 112V110H113V109L117 106L115 103H117L116 101L119 100V99L117 100V98L119 97L118 95H121V94L123 93V91H121V90H123V89H122V87H120L121 90H120V89H119V90L121 91V93H119V94L117 95V92L119 91V90H117V89L119 88V86L117 87V85H118L119 83H117V82L115 81L116 78H117L116 75H119V76L123 79L124 74L126 73V70H125L123 64H120V63H123V62L120 60L121 58L118 57L119 54H118L117 51H116V49H117V47H118V46H117V43H116V44L114 43V46H115V47L113 48V49L116 48V49H115L116 54H113L112 59L110 58V60L113 62L114 67H116L115 69H116V72H117V73L114 71L115 69L112 68L113 65H112V67L110 68V66H111L110 63H111V61L109 62V60L106 59V58H108L107 56H111V54H108L109 51H107V49L105 50V48H107L106 45H105V48H104V46H103V48H102L103 50H100V48H98V45L95 44V45H97V46H94V49H93L92 55H91L90 57L88 56V55H89L88 50L90 51L91 47L93 46L92 43H94V39H95L96 37H98V35L102 34L101 31H100V30L102 29V27H101L102 25H100L101 23H99V22H101V20H102V19L100 18V16L104 13V10H105V5H104V4H105V2H104V0H103V1L100 0L101 2H100L99 0H97V1L95 0L96 2H98V1L100 2V4L98 3V4H99V7H98V4H94V3H95V2H93L94 0H91V1L89 0L90 3L88 2V0L85 1V2H84ZM174 1H175V3H177V6L179 5V7H178L179 9H177V11H178V10H179V11L182 10V12L185 13V16H186V17H184V16H183L184 14L182 13V14H183V15H182V16H183V19L181 18V19H182V22H180L181 19H179V20H178V23H179L180 25H181V24H182V25L187 24V26H188L189 24H191V26L193 27V28H192L191 26H188V27H190V28H187V26H184V28H183L184 31H183V29H182V34H183V32H185V33L183 34V35H185V36H183V37H184V38L187 37L186 40L189 42V45H188V43L185 44L187 41L182 40V43H184V42H185V43H184V44H182L181 42L179 43V44H180V45H179V46H180V49H181V46H182V45H185V46L187 45L186 47L189 48V46L192 44V46H190V50H191V51H192V50H195V51H196V52H195L196 54H192V52L194 53V51H192L191 53H188V52H190V51H188L187 48H186L187 51H185L184 48H182L181 50H179V51L183 52L182 55H181L180 52H178V53H179V58H178V54H177V58L179 59V63H178L177 58H175V62H177V65H178V66H177L176 63H174V62L171 63V61H174V59L169 60V62L171 63V65H170V63H169V64L166 63V65L171 66V67H172V70L175 72L174 68H175V67H176V68L179 67L180 61H182V59H183V61L187 59L186 62H188V65L191 63L190 61L193 62V61H195L196 59H197V60L195 61V63L197 62L196 65H198V63H199L200 61L203 62V63L200 62V64H199V65L203 64V66H202V65L200 66L202 69L199 68V66H196L194 63H191L192 65H189V68H190L191 66H194V65H195L194 68L198 67V68H196V69L199 71V74H198V71H196L197 73H195V71H194V73H195V74H198L199 77H200L201 73H204V74L206 75L205 78H207V79H204V76H203L204 74H202L201 78L204 79V80H203L204 83L207 84V82H208V83L210 82V85H211V84L214 82V83H213V86L211 85V87L209 86V84H207V85H202L203 82L201 81L202 84H201V82H200V80H202V79H200V78L198 77V78H199V81H198V82L201 84V86H203L202 89H203L204 87L207 88V87L209 86V87H208V88H209L208 90L214 93V95H212V96H213V97H212L210 94H208L209 91L207 92L206 89H205V91H204V89H203V92H202L203 95H204V93H205L206 96H207V94H208L209 97L207 96V98H210V99H208V100H210V102H212V103L210 104V102L205 98V102L207 101V102H209V103L207 104V102H206V103H204V105H205V106H207V105L209 106V105H210V107H214V108H215V109L213 108L214 113L217 112V113L220 114L221 111H222V110H221V106H222L223 112L226 111V110H228V112H229V113H228L229 115L227 114V112H226V113L224 112V115H225V116H226V114L228 115V116H226V118H225L226 121L224 120V118H222V121L224 120L225 124L230 125V126H228V127L230 128V129L228 128V129L230 130V131H229L230 133L227 134V133L225 132V133H226V134H225V139H226L225 141H226V142H225V143L223 142V144H224V145H223V150H224V147H225L226 149L223 151L224 154H221V153H220L221 155L224 156L222 159H223L224 161L227 160V159H225V158H227V157H225V156H228V158L230 159V157H231L234 153L237 154L236 156H237L238 158H241V159H242V162H241V159H239V161H240L241 163H238V164H240V168H242V169H239V170H241V173H244L243 175L241 174L240 182H239V183L236 182V181H238V180H235V178H234V177H236L235 174L237 173V171H235V168H234L235 165L230 166V165H232L233 163L235 164V162H233V161H237V160H238L237 157H236L237 159H234V160H233V158L235 157V155H233L234 157L232 156L233 158H231L233 161H231V159H230V161H229V159H228V161H229V167H230V168H229V167H228V168H229V169H232L231 167H233V170H231V171H232V173H235V174H234L235 176L232 175L233 177H231L230 175H231L232 173L229 174V173H230V172H228L229 169H226V168H225V170H227V171H225V172H227V173L229 174V175H228V179H226V178H225V179H226L228 182H230V181H231L230 179H232L233 183L236 182V184H238V186L235 185V188H236V189H235V193L231 192L232 195L236 196V192H237V188L239 187V184H242V185H243V183H241L242 181L247 182V180H243L242 177H244L245 179H247V178L249 179V178H250L251 181L249 180L247 183H249V184L252 183V184L250 185V187H252V186H253V187L250 188V187L248 186L247 183H246V186H245V185H244V186H245V187L248 186V187H247V191H249V192H252L253 190H254V191H253L252 193H248L245 189H244V190H245V192H247V194H249V195H250V194H251V195H255V194H256V197H254L255 200H256V202L259 201V198H260V201H261V202L259 201L257 204L259 205V203H261L260 206H261V205L264 206V202H263V201H264V196H263L264 191H262L263 188H264V184H262V183H264V180H263V179H264V177H263V176H264V175H263V174H264V172H263V171H264V125L261 124V122H260L261 119H260V117L257 115L258 113L260 114L259 110H257V109L260 108L262 105L260 106V103L258 102L259 99H258V97H257V96H259V94H258L257 90H255L256 88L254 89V87H256V84H257V83H256V79L254 78V75H255V73H257V72H258V73H261V72L263 71V70H261V72H259V71H260V68L262 69V66H263V65L261 66V64H260L261 67H260V66L258 67V64H257V66H256V64H255V62H256L255 60H256V59H255L254 61H253V59H251L252 57H253V58L256 57L253 53H251V55H250V54H247V55L239 54V55H242L243 58L241 57V59H243V60H240V59L237 58V57H238V56H236V55H238L237 53H235L236 55L233 56V54H234V53H233L232 56H233V58L235 59V61L232 59L231 53H230V51H229L230 49L228 48L227 44L222 40L223 38H222V33H221V31L218 30V23H220L219 20H221V18H222V17H225L226 15H227V16H226L224 19H226V18H230L231 21H232V19H234V18H232L233 15H232L231 17H229L228 14H230L231 12H230V13L227 12L228 14H226V15H224V16L221 14V16L219 17V15L216 14V13H214V11H212V9H211V7H210L211 4H212V5H215V4L218 5L217 2L220 1V4H221V5H222V4H223V5H224V4L227 5V6H225V7L229 8V10H230V9H233V10H231V11H233L231 14H234V16H235L236 14H235V11H234V10H238V11H239V9H240L241 12L244 11V10H243V9H245V7H244L245 4H244V3H246V2L248 1V2H247L248 4H249L250 2H251V3L254 2V4H255L256 1H257L258 3H256V5H253V7H255V8L258 7V8L255 9V10L258 11V12L260 13V12L263 10L262 7H264V6L261 4V3H263L264 0H262V2H261V0H260V1H258V0H255V1H254V0H251V1H250V0H245V2L242 1V3H238V2H240L241 0H240V1L238 0V2H236V0H235L236 3L234 2V0H233V1H232V0H231V1H228V0H227V2H226V0H225V1H222V0H218V1H217V0H216V3H215V2L213 3V0H212V1H211V0H197V1H196V0H189V1L187 0V1H188L187 3L185 2V1H186V0H185V1H184L185 3H183L182 0H181V3H183V4H180V0H174ZM190 1H191V2H190ZM194 1H196V2H194ZM214 1H215V0H214ZM221 1H222V3H221ZM11 2H12V1H11ZM91 2H93L94 7L91 6V4H92ZM103 2H104V4H103ZM166 2H167V0H165V3H164V1L162 0V3H164L165 5L162 4L161 7H162L163 9L165 8V10H163V11L165 12V11L167 10L165 13L168 14L169 12H168V9H166V7H168V6H166ZM189 2H190V3H189ZM192 2H193V3H192ZM201 2H202V3H201ZM223 2H224V3H223ZM225 2H226V3H225ZM231 2H233V3H235V4H233V3H231ZM259 2H260V4H259ZM4 3H5L4 5L7 4V2H4ZM85 3H87V4H85ZM88 3H89V4H88ZM101 3H102V4H101ZM191 3H192V4H191ZM197 3H198V4H197ZM199 3L202 4L203 6L200 5ZM228 3H229V4H228ZM230 3L233 4V5H235V6L232 5V8H231V6H228V5H231ZM237 3H238V5H240V6H237ZM9 4H10V3H9ZM186 4H187V5H186ZM188 4H190L189 7L191 6V7H190L191 9L188 7ZM193 4H195V5H193ZM241 4H243V5H241ZM252 4H253V3H252ZM258 4H259V5H262V7L259 6ZM88 5H89V6H88ZM95 5H96V6H95ZM102 5H103L104 7H103ZM167 5H168V4H167ZM257 5H258V6H257ZM87 6H88V7H87ZM100 6H102L104 9H103L102 7H100ZM165 6H166V7H165ZM199 6H200V7H199ZM236 6H237V7H236ZM246 6H247V4H246ZM90 7H91V8H90ZM193 7H194V8H193ZM196 7H197V8H196ZM198 7H199V9H198ZM234 7H235V8H234ZM239 7H240V8H239ZM243 7H244V8H243ZM260 7H261V8H260ZM5 8H7L8 11L4 10ZM5 8H4V7L2 8L3 10H1L2 13H0V14H3V12H5V13H7V16L9 15L10 18H9V17L7 18V17H6V14H3L4 17H1L2 15H0V19H2V20L0 21L1 26H2V23H3V21H4L3 18L6 17V19H5V21H4L5 24L3 23V26H2V28L4 27V29H5L6 27H9L8 25L10 24V19H12V18H11L12 14H11V12L9 11L8 4H7V6H5ZM55 8H56V5L54 4V7H53V5H52V13H53V14H55V11H56ZM93 8H94V9H93ZM97 8H98V9L101 8V10L99 11ZM187 8H189V10H188ZM237 8H238V9H237ZM195 9H196V10H195ZM197 9H198V10H197ZM241 9H242V10H241ZM261 9H262V10H261ZM102 10H103V13L101 12ZM260 10H261V11H260ZM83 11H84V10H83ZM96 11H98V12H97L98 15H96ZM179 11H178V12H179ZM184 11H185V12H184ZM202 11H203V12H202ZM263 11H264V10H263ZM99 12H100V15H99ZM164 12H163V15H164V16L162 15L163 18H164L165 15H166ZM190 12H191V13H190ZM201 12H202V13H201ZM88 13H89V12H88ZM186 13H187V15H186ZM195 13H196V14H195ZM263 13H264V12H263ZM85 14H87V13H85ZM189 14H191V15H189ZM198 14H200L201 16H203V18H202L200 15H198ZM202 14H203V15H202ZM231 14H230V15H231ZM55 15H56V14H55ZM195 15H196V17H197L198 19L195 17ZM102 16H103V15H102ZM160 16H161V14H160ZM160 16H158V17L161 19ZM193 16H194V17H193ZM199 16H200V17H199ZM190 17H191V18H190ZM87 18H88V17H87ZM99 18H100V19H99ZM159 18H157L159 22H157V23L154 25L155 27H156V25H159V23H160V19H159ZM163 18H162V20H161V25H159V26L157 27V29L160 28V26H162V25L164 26V28L166 27V23H165V22H167V21L165 20V18H164V19H163ZM185 18H186V19H185ZM188 18H189V19H188ZM201 18H202V19H201ZM219 18H220V19H219ZM261 18H262V17H261ZM261 18L259 17V18H258V21H257V22L259 23V25H261L262 23L264 24V22H263L264 20L261 21L262 23L260 24V21H259V20H262ZM7 19H9V20L6 21ZM91 19H90V20H91ZM94 19H95V20H94ZM184 19H185V20H184ZM187 19L190 20L189 23H188V22L185 23L186 21H188ZM218 19H219V20H218ZM97 20H98L99 22H98ZM156 21H157V20H156ZM156 21H155V22H156ZM162 21H163V22H162ZM218 21H219V22H218ZM1 22H2V23H1ZM6 22H7V23H6ZM95 22H96L97 24H96ZM162 23H163V24H162ZM164 23H165V25H164ZM184 23H185V24H184ZM198 23H199V24H198ZM98 24H99L100 26H99ZM192 24H193L194 26H193ZM201 24H202L203 26H201ZM4 25H5L6 27H5ZM95 25H96V27H95ZM196 25H197V26H196ZM85 26H84V30L87 29V27H85ZM114 26H115V29H116V25H114ZM163 26H162L161 28H163ZM97 27H98V29H99V27H100L101 29H99L98 32H97V34H96L95 32L97 31V30H96ZM182 27H183V26H182ZM262 27H264V26L262 25ZM161 28H160V29H161ZM185 28H186V30H185ZM202 28H203V29H202ZM8 29H9V28H8ZM8 29L6 28L5 30L8 31ZM187 29H189V30H187ZM190 29H191L192 31H190ZM263 29H264V28H263ZM2 30H3V29H2ZM199 30H200L201 32H200ZM99 31H100V34H98ZM187 31L189 32V35H190V37L192 38V39H191V38H189V39H191L192 41H189V39H188V34H186ZM193 31H194V34H195V37H196L197 41L201 39L200 41H198V42L195 41V39L193 38V36H194V35H193ZM202 31L205 32V33H203ZM85 32H87V30H85ZM88 32H89V31H88ZM191 32H192V34H191ZM196 32H197V35L200 36V37L198 36L199 38H197ZM199 33H200V34H199ZM261 33H262V32H260V34H261ZM95 34H96V36H95ZM203 34H204V35H203ZM191 35H192V36H191ZM183 37H182L181 39H183ZM262 37H263V36H262ZM93 38H94V39H93ZM98 38H99V37H98ZM98 38L96 39V42H97V43H99ZM193 39H194V40H193ZM100 40H101V36H100ZM229 41H230V42H229L230 44L235 43V42H234L235 40H231V39H230ZM232 41H233V42H232ZM199 42H200V43H199ZM34 43H35V42H34ZM34 43L32 42V44H34ZM197 43H199V45H198ZM21 44H22V43H21ZM193 44H194V46H193ZM195 44L198 45V46H196V48L193 49L192 47H195ZM35 45H36V43H35ZM91 45H92V46H91ZM99 45H100V43H99ZM118 45H119V44H118ZM36 46H37V45H36ZM36 46H35V47H36ZM116 46H117V47H116ZM185 46H184V47H185ZM35 47H34V48H35ZM95 47H96V48H95ZM165 47H166V46H165ZM165 47H164V50H165ZM197 47H198L199 50L197 49ZM200 47H201V48H200ZM36 48H37V47H36ZM36 48H35L34 50H36ZM167 49H168V48L166 47V50H167ZM104 50H105V52H104ZM183 50L186 52L185 56H183V54L185 53ZM232 50H233V49H232ZM36 51H37V50H36ZM198 51H199V52H198ZM34 52H35V51H34ZM87 52H88V53H87ZM115 52H114V50H113V53H115ZM197 52H198V53H197ZM67 53H68V55L66 56ZM110 53H111V52H110ZM200 53H201V55H200ZM107 54H108V55H107ZM64 55H65V56H64ZM104 55H106V56L104 57ZM186 55H190V57H191V60H190V61L188 60L190 57H189V56L186 57ZM191 55H192V56L194 55L193 57H194L195 59H194V58L192 59V56H191ZM199 55H200V56H199ZM248 55H249V57H248ZM252 55H253V56H252ZM32 56H33V55H32ZM35 56H36V55H34V57H33L34 59L37 57V56H36V57H35ZM69 56H70V57H69ZM87 56H88V57H87ZM115 56H116V57H115ZM254 56H255V57H254ZM64 57H65V58H64ZM67 57H68V58H67ZM98 57H99L100 59H98ZM172 57H174V56H172ZM180 57H181L182 59H181ZM188 57H189V58H188ZM244 57H246V58H244ZM81 58H82V59H81ZM88 58H89V59H88ZM115 58H116V59H115ZM37 59H38V58H36V60H37ZM80 59H81V60H80ZM91 59H92V62H93V63H92V64H93L92 67L94 66L93 68L95 69V71H98V72H95L94 70H93L92 72H89V67H88L89 65H88V64H89V61H90ZM97 59H98L99 62L97 61ZM101 59H102V60H101ZM202 59H203V60H202ZM237 59H238V60H237ZM68 60L71 61V62H69ZM100 60H101V61H100ZM107 60H108V61H107ZM176 60H177V61H176ZM239 60H240V61H239ZM247 60H251V61H253V63H251L250 61H249L250 63H249V62L247 63ZM38 61L41 63V60H38ZM183 61H182L181 63H184V62H185V61H184V62H183ZM36 62H37V61H36ZM39 62H37V63H38V65H37V64L34 62V60H33L34 65L36 64L37 66H36V65H35V66L33 65V67H34V68L36 67V68H35V69L32 68V69L36 70L37 67H38V69H37V72H38V73H39V69H40V70L42 69V68H40V65H41V64H39ZM119 62H120V63H119ZM186 62L184 63L185 65H187ZM189 62H190V63H189ZM234 62H236V63H234ZM239 62H240V63H239ZM94 63H95V64L97 63V64L95 65ZM98 63H99V64H98ZM100 63H101L102 65H101ZM258 63H259V62H258ZM111 64H112V63H111ZM172 64H175V67H174V68H173L174 65H172ZM193 64H194V65H193ZM204 64H205V66H204ZM237 64H238V65L240 64V66H238ZM241 64H242V65H241ZM247 64L249 65V67L247 66ZM253 64H254L257 68L254 67ZM97 65H98V67H100L99 69H101V70H98V69H97ZM99 65H100V66H99ZM120 65H121V67L123 66L122 68L125 70V72H124V70L120 67ZM180 65H181V64H180ZM206 65H207V66H206ZM102 66H103V67H102ZM246 66H247V67H246ZM252 66H253L254 68H253ZM23 67H24V66H21V67H20L21 70L23 69L22 72L26 69V68L24 69ZM77 67H78L79 69H77ZM84 67H85V68H84ZM86 67H88V68H86ZM207 67H208V68H207ZM239 67H241V68H239ZM243 67H244V68H243ZM167 68H168V67L166 66L165 69H167ZM181 68L183 69V68H184V65H183V67H182V65H181V67H179V68L177 69L176 72H177V73H178V72H179V73L181 72L180 75H181V77H183V80H184V77H185L184 75H185V74H183V72H184L185 70H184V71H183V70L180 71ZM255 68H256V69H255ZM263 68H264V67H263ZM70 69H71V70H70ZM80 69H81L82 71H80ZM83 69H84V70H83ZM87 69H88V70H87ZM96 69H97V70H96ZM112 69H113V71H112ZM169 69H171V68H169ZM169 69H168L167 71H169ZM184 69H185V68H184ZM196 69H194V70H196ZM199 69H201V72H200ZM203 69H205V70H203ZM206 69H207V70H206ZM237 69H238V70H237ZM21 70H20V71H21ZM28 70H30V72H33V71H34V70L32 71L31 69H28ZM28 70H26V71H24V72H25V73H27V72L30 73ZM72 70H73V71H72ZM121 70H122V71H121ZM172 70L170 71L171 73L173 72ZM186 70H187V69H186ZM188 70H189V69H188ZM20 71H19V72H20ZM75 71H76V72H75ZM100 71H101V72H100ZM202 71H203V72H202ZM207 71H208V72H207ZM210 71H211V72H210ZM24 72H23V73H24ZM73 72H75V73H74L75 76L77 75V76H76L77 79H76V78L74 77V75L72 74ZM77 72H79V73H77ZM122 72H124V73H122ZM174 72H173V73H174ZM185 72H186V71H185ZM188 72H189V71H188ZM209 72H210V73H209ZM243 72L245 73V76H243V75H244ZM263 72H264V71H263ZM20 73H21V72H20ZM35 73H36V71H35ZM102 73L105 74V75L103 74V77L101 76ZM115 73H116V75L114 76ZM177 73H176V75H175V74H173V75H175L176 77H178L177 75H178L179 73H178V74H177ZM206 73H207V74L209 73V75H207ZM215 73H216V74H215ZM49 74H51V73H49ZM59 74H61V73H57V76H58ZM78 74H79V75H78ZM100 74H101V75H100ZM111 74H112V75H111ZM219 74H220V76H219ZM242 74H243V75H242ZM247 74H248V75H247ZM47 75H48V74H47ZM47 75H46V79H48V78L51 79L50 77L52 76V74H51V75H48L49 77H47ZM54 75H55V74H53V76H54ZM99 75H100L101 77H100ZM180 75H179V77H180ZM198 75H197V76H198ZM210 75H213V76H212V80H211V76H210ZM215 75H216V76H215ZM221 75H222V76H221ZM256 75H257V74H256ZM113 76H114V78H113ZM207 76H208V77L210 76V77L208 78ZM105 77H107V78H105ZM108 77H109V78H108ZM217 77H218V79H217ZM220 77H221V78H220ZM222 77H223V78H222ZM245 77H247V78H245ZM71 78H70V79H71ZM78 78H79V79H78ZM99 78H101L102 81H103L104 79L107 80L108 82H106V81L104 80L107 84H106L104 81L101 82V80H100ZM102 78H104V79H102ZM110 78H111V80H110ZM214 78H215V79H214ZM243 78H244V79H243ZM248 78H249V79H248ZM113 79H115L114 81H115V83L117 84L116 86L113 84V83H114ZM176 79H177V78H176ZM208 79H209V81H206V80H208ZM223 79H224V80H223ZM242 79H243L244 82L242 81ZM245 79H248V80L245 81ZM94 80H95V81H94ZM99 80H100V81H99ZM109 80H110V81H109ZM179 80L182 81L181 78H180ZM215 80H216V81H215ZM219 80H220L221 82H220ZM111 81H112L113 87H114V86L117 87L116 89H115V87H114V88H111V87H112V84L110 83ZM123 81H125V80H123ZM177 81H178V80H176V82H175L176 85H177L178 83H182V85H183L184 83H186V82H184V81H182V82H180V81L177 82ZM205 81H206V82H205ZM217 81H218V82H217ZM224 81H226V83H227L228 85H227ZM5 82H6V81H5ZM95 82H97V83H95ZM211 82H212V83H211ZM222 82H223V83H222ZM75 83H77V84H75ZM102 83H103V85H101ZM221 83H222L223 87H222ZM78 84H79V85H78ZM104 84H105L106 86H105ZM215 84H216V85H215ZM217 84H218V85H217ZM224 84H225L226 86H229V87L231 88V89H230V88L228 87V89L230 90V92H228L229 90H228V91L226 90L227 87L224 88V87H225ZM1 85H2V84H1ZM77 85H78V86H77ZM80 85H81V87H80ZM95 85H97V86H95ZM99 85H100L101 87H102V86H105V88L102 87V88L105 89V90L103 91L104 93L100 92L101 90L99 89V87H100ZM107 85H109V87L111 86V87H110L111 90H108ZM176 85H175V86H176ZM120 86H121V85H120ZM175 86H174V88H175ZM183 86L186 87V84L183 85ZM220 86H221L223 89H222ZM245 86H247V88H246ZM2 87H4V86H1V87H0V90L2 89ZM82 87H83V88H82ZM88 87L90 88L91 92H90V90H88V89H89ZM92 87H93V88H92ZM96 87H97V88H96ZM101 87H100V88H101ZM106 87H107V88H106ZM176 87H177V86H176ZM185 87H184V88H185ZM248 87H249V88H248ZM79 88H81V89H79ZM102 88H101V89H102ZM110 88H109V89H110ZM210 88H212V90H211ZM217 88H218V89H217ZM219 88H220V89H219ZM252 88H253V89H252ZM94 89H95L96 91H95ZM106 89H107V90H106ZM112 89H114V90H112ZM125 89H126V88H125ZM4 90H5V87L3 88V90H1V92L4 91ZM115 90H116L117 92H116ZM214 90H215V91H214ZM223 90H224L225 92L227 91V92H226L227 94H226ZM253 90H254V91H253ZM82 91H83V92H82ZM94 91H95V92H94ZM106 91H107V92H108V91L110 92V96H109V94H108L109 92L107 93ZM112 91H113V92L115 91V93H116V95H117L118 97L115 95V93H114V95H113V92H112ZM120 91H119V92H120ZM221 91H222L223 95H222V93H220ZM231 91H232V92H231ZM255 91H256V92H255ZM1 92H0V95H1ZM206 92H207V94H206ZM211 92H210V93H211ZM217 92L220 93V94H218ZM2 93H3V92H2ZM81 93H82V95H81ZM83 93H84L85 95H84ZM95 93H97L98 95L95 94ZM213 93H212V94H213ZM229 93H230L232 96H231ZM232 93H233V94H232ZM90 94H92V95H90ZM104 94H105V96H104ZM111 94H112V95H111ZM123 94H124V93H123ZM215 94L218 96L219 99L217 98V96H216ZM228 94L230 95L231 99L229 98V95H228ZM257 94H258V95H257ZM205 95H204V96H205ZM221 95H222V96H221ZM1 96H2V95H1ZM80 96H82V97H80ZM90 96H91L92 98H91ZM206 96H205V97H206ZM214 96L217 98L216 100H215V99H212V98H215ZM226 96H227V97H226ZM234 96H235V97H234ZM94 97H95V98H94ZM105 97H106V98H105ZM111 97H114V99H115L116 101L114 102V99H112ZM121 97H122V95H121ZM121 97H119V98H121ZM225 97H226L227 100L225 99ZM233 97H234V98H233ZM254 97H256L257 99H255ZM0 98H1V97H0ZM88 98H89V99H88ZM122 98H123V97H122ZM220 98H224L225 100H224V102H223V99H221V103L219 104V106H220V110H217V109H219V108L217 107V109H216L215 106H218V103H219V102H218L217 100H220ZM93 99H94V100H93ZM96 99H97V100H96ZM104 99H105V100H104ZM236 99H237V100H236ZM0 100H1V99H0ZM77 100H79V99H77ZM77 100H76V101H77ZM89 100H90V101H89ZM103 100H104V101H103ZM121 100H122V99H121ZM231 100H232V101H231ZM234 100H235V101H234ZM1 101H2V100H1ZM87 101H88V102H87ZM91 101H92V102H91ZM93 101H94V105H96V106H94V107H95V108L97 107V108H96V113H95V108L91 105V103L93 104ZM107 101H108V102L111 101L110 104L113 103V104H112L113 107H114L113 109L111 108V110H110V109L107 108L108 105H109ZM213 101H214V102L217 101V102L214 103ZM230 101H231V103H230ZM256 101H257V102H256ZM82 102H83V101H82ZM222 102H223V103H222ZM228 102H229V103H228ZM0 103H1L0 105L3 107V106H4V105L2 104L3 102H0ZM118 103H120V101H119ZM118 103H117V104H118ZM213 103H214V104H217V105H214ZM226 103H228L229 106H228V104H226ZM255 103H256V105H255ZM257 103H259V105H258ZM107 104H108V105H107ZM114 104H115V105H114ZM222 104H223V105H222ZM224 104H226V106H227L226 108H228V109L224 108V107H225ZM232 104H233V105H232ZM235 104H237V105H235ZM261 104H262V103H261ZM82 105H83V107L80 108ZM118 105H120V104H118ZM212 105H214V106H212ZM1 106H0V107H1ZM38 106H39V105H38ZM38 106H37V107H38ZM87 106H88V107H87ZM103 106H104V107H103ZM208 106H207L206 108H208ZM233 106H234L235 109L232 108ZM259 106H260V107H259ZM89 107H90V108H89ZM91 107H92V108H91ZM99 107H100V108H99ZM109 107H111V106H109ZM117 107H118V106H117ZM117 107H116V108H117ZM210 107H209V108H210ZM230 107H231V108H230ZM236 107H237V109H236ZM257 107H258V108H257ZM40 108H41V105H40ZM102 108H104V109L106 108V109H105V110H104V109L102 110ZM118 108H119V107H118ZM2 109H3V110H2ZM36 109H37V108H36ZM39 110H40V109H39V107H38V111H39ZM85 110H87V111H85ZM115 110H117V109H115ZM115 110H114V111H115ZM211 110H212V108H211ZM216 110H217V111H216ZM229 110H230V111L232 110V111H231V114H230V111H229ZM255 110H256V111H255ZM261 110H262V107H261ZM261 110H260V111H261ZM0 111H1V112H0L1 115L3 116V118H1V119H2V121H3V119H4L5 124H4L3 122H2V123L4 124V127H5V125H6V119H5V118H6V117L4 116V114L6 115V113L4 112V108H0ZM38 111H36V114H37V115H40V116H41V119H42V116L44 117V115H43V114H44V111H43L42 108H41V110L39 111V113L42 112L43 114H38V113H37ZM97 111L101 112V114L99 115V113H97ZM107 111H108V112L110 111V112H109L110 115H109V113H108ZM233 111H234V112H233ZM257 111H258V112H257ZM2 112H4V113H2ZM83 112H85V113H83ZM104 112H105V114H103ZM232 112H233V113H232ZM237 112L239 113L238 115H237ZM256 112H257V113H256ZM261 112L263 113V111H261ZM106 113H107V114H106ZM152 113H153V112H152ZM235 113H236V114H235ZM255 113H256V114H255ZM36 114H35V115H36ZM97 114L99 115V117H98ZM150 114H151V113H150ZM153 114H154V113H153ZM219 114L217 115V114L215 113L214 117H215V116H216V117H219ZM233 114H234V115H233ZM72 115H74V116H72ZM76 115H77V118H78V119L76 118ZM105 115H106V116L108 115V116H107V121H106V118H105L106 116H105ZM263 115H264V114H263ZM263 115H261V116H262V119H264V118H263V117H264ZM40 116H38V117L40 118ZM229 116H230V117H229ZM0 117H1V116H0ZM36 117H37V116H36ZM72 117H74V118H72ZM84 117H85V118H84ZM97 117L100 118L99 121L102 120L101 123L98 121V118H97ZM216 117H215L214 119H216ZM223 117H224V116H223ZM227 117H228V118H227ZM89 118H90V120H93V119H94V121H96V122L98 121V123H100V124L95 123V122H93V121L90 123ZM229 118H231V119L233 118V120H231V119H229ZM43 119H44V118H43ZM43 119L41 120V122L43 121ZM71 119H73V120L76 119L75 121H78V122H77L78 124L76 125V122H74L73 120H72V121H73V122H72ZM79 119H80V120H79ZM95 119H97V120H95ZM217 119H218V118H217ZM258 119H259V121H258ZM104 120H105V121H104ZM70 121H71V122H70ZM82 121H83V122H82ZM88 121H89V122H88ZM233 121H234V122H233ZM39 122H40V121H39ZM67 122H68V123H67ZM69 122H70V125H69ZM105 122H106V123H105ZM230 122H231V123H230ZM235 122H236V123H235ZM263 122H264V120H263ZM43 123H44V122H42V124H43ZM71 123H72V124H71ZM92 123H93V125H94L95 127L92 125ZM103 123H104V124H103ZM239 123H240L241 126L239 125ZM95 124H97L98 126H96ZM101 124H102L103 126H102ZM237 124H238V125H237ZM83 125H82V126H83ZM87 125H89V126H87ZM99 125H100V128H99ZM109 125H110V124H109ZM109 125H108V127H110L109 129L112 130L113 127H111V126H109ZM231 125H232V126H235V125H236V127H232ZM7 126H8V128H9L8 123H7ZM90 126H91V127H90ZM93 127H94V128H93ZM101 127H102V128H101ZM179 128H180L179 130H183V129H181V127H179ZM233 128H236V130L233 129ZM76 129H77V127H76ZM93 129H94V130H93ZM9 130H10V128H9ZM77 130H78V129H77ZM101 130H103V131H101ZM85 131H88V132H85ZM241 131H242V132H241ZM1 132L6 136L5 131H0V133H1ZM24 132H27V131H24ZM24 132L22 131V136H21V138H22L23 136H26V137H24V138H27V134H30V133H28V132H27V134H25ZM76 132H77V131H76ZM78 132H79V130H78ZM102 132H103V133H102ZM109 132H111V131H109ZM231 132H232V134H236V135H237V137H236V135H233V137H232V138L235 139V140H233L231 137H229V139H228V136H229V135H232ZM237 132H238V133H237ZM23 133H24L25 135H24ZM239 133H240V134H239ZM242 133H243V134H242ZM3 134L0 135V137H1V136L3 137V139H2V137L0 138V139H1V142H0V154H1V156H0V171H1V173H0V176H1V178H0V180H1L0 185H2V186L4 187V190L6 189L5 192H4V193H6V192L8 191V188L11 186L10 184L13 182V179H14L13 177L15 176L16 172L19 171L18 173H20V169H21V167L18 166L20 169H19V168L15 169V168H16V167H15V168H14V169H15V172H14V170H13V166H16V165H15V162L12 161V160H13V158H11L12 155H8L9 152L7 151V149L9 150V148L6 149V147H8L7 144L4 143V146L6 145L5 148H4V146H3V148L1 147V146L3 145V142H6V141H7V138H8V137H4ZM244 134H245V135H244ZM10 135H11V134H9V136H10ZM96 135H97L99 138H98V137L96 138ZM101 135H103V136H101ZM246 135H247L248 137H247ZM28 136L30 137V135H28ZM77 136H79V133H78ZM87 136H85V137H84V136H81V137H82L81 140L79 139V138H81V137H77V142L79 141L78 145L81 144L80 142H83V141L85 142L86 140H88V139H87ZM94 136H95V137H94ZM239 136H240V137H239ZM241 136H244L245 139H244V137L241 138ZM10 137H12V136H10ZM34 137H36V138L38 139V137H37L36 135H34ZM83 137H84V138H83ZM186 137H187V136H186ZM186 137H184V142H185V140H186V139H185ZM4 138H6V139H4ZM24 138H23V141L25 140ZM36 138H35V139H36ZM230 138H231L232 140H231ZM236 138H237L239 141H238ZM240 138H241V140H242V139H243V140L241 141ZM247 138H248V139H247ZM9 139H11V138H9ZM28 139H29V138H27V140H28ZM37 139H36V142H42L41 139H40V140L38 139L39 141H38ZM78 139H79V140H78ZM84 139H85V140H84ZM95 139H96V140H95ZM98 139H99V140H98ZM163 139H164V138H161V141H160V142H163ZM227 139H228V141H227ZM4 140H5V141H4ZM82 140H83V141H82ZM187 140H188V139H187ZM244 140H245V141H244ZM248 140L250 141V143H249ZM181 141H182V140H181ZM181 141H180V142H181ZM230 141H231V142H232V141H234V142L236 141L235 144H234V142H232L233 145L235 146V147H234L235 149H233V148L231 147V145H230V147L232 148V151L228 150V149H231V148H229V142H230ZM237 141H238V142H237ZM240 141H241V142H240ZM98 142H99V143H98ZM244 142H246L245 145H244ZM96 143H98V144L96 145ZM226 143H227V144H226ZM38 144H41V143H38ZM160 144L162 145V143H160ZM247 144H248V145H247ZM41 145H42V144H41ZM41 145H40V146H41ZM82 145H83V144H81L80 146L82 147ZM106 145H107V146H106ZM225 145H226V146L228 145V147H226ZM236 145H237V148H236ZM32 146H33V145H32ZM43 146H44V145H43ZM43 146H41V147H42V148H41L42 150H43V148H44ZM238 146H239V148H241V149H240L241 151H238V152H237V150H239V149H238ZM240 146H241V147H240ZM245 146H246V147H245ZM30 148H31L32 150H33V148H34L33 151H35V149H36L37 151L39 150V151H40L39 154L41 153V149L38 148V146H36V147H35V145H34L33 147L30 146L29 149H27V150H30V151H29L30 153L27 155V154H26L27 152H24L25 155H24V158H23V156H22V158H23V159H26L27 161H32V159H33V161H34V157H33L32 155H30L31 152H32V154H33V151H32ZM242 148H243V149H242ZM244 148H245V149H244ZM249 148H250V149H249ZM80 149H81V148L79 147V150H80ZM99 149H100V150H99ZM102 149H103V150H102ZM104 149H105V150H104ZM111 149H112V148H111ZM83 150H84V149H83ZM119 150H121L122 152H121V151H118V149H116V151H117V155H118V153H121V154L118 155V156L120 157V155L122 156V154H123V152H124V151H123L124 149H123V150H122V149H119ZM227 150H228V151H227ZM234 150H236V151H234ZM244 150H247V152L244 151ZM250 150H252V151H250ZM5 151H6V152H5ZM9 151H10V150H9ZM81 151H82V150H81ZM87 151H88V150H87ZM182 151H183V149H182ZM225 151H226V153L228 152L229 155H228V154L225 155ZM229 151H230V152H229ZM233 151H234V153L232 154ZM243 151H244V154H243V155H245V156H243V158H242V157L239 156V155H240V154L242 155V152H243ZM35 152H36V151H35ZM99 152H100V153H99ZM102 152H103V153H102ZM250 152H251L252 155L250 154ZM252 152H253V153H252ZM7 153H8V154H7ZM194 153H195V152H194ZM198 153H199V152H198ZM5 154H6V155H5ZM10 154H11V151H10ZM36 154L38 155V152H37ZM36 154H35L34 156L37 157ZM41 154H42V153H41ZM103 154H104V155H103ZM181 154H182V153H181ZM231 154H232V155H231ZM246 154H247V156H246ZM249 154H250V155H249ZM7 155L10 156L11 161H10V158H9ZM26 155H27V158H25ZM98 155H99V156H98ZM100 155H101V156H100ZM111 155H112V154H111ZM196 155H198V154H196ZM28 156L31 157L30 160H28V159H29ZM40 156H41V155H40ZM80 156H81V155H80ZM97 156H98V157H97ZM229 156H230V157H229ZM251 156H252V157H251ZM6 157H8V159H7ZM36 157H35V159H36ZM95 157H96V160H94ZM244 157H245V158H244ZM248 157L251 158V159L253 160V162H252L251 159H248ZM41 158H42V156H41ZM88 158H89L90 161H88ZM108 158H109V157L105 158V161L102 160V161H104V162L101 161L103 164L100 166V168H103V165H104V163L107 161L106 159H108ZM6 159H7V160H6ZM38 159L40 160V157H39V156H38ZM85 159H87V160H85ZM243 159H245V160L243 161ZM26 160H25V161H26ZM39 160H38V161H39ZM91 160H94V161H95V162L93 161V162H94L93 164L96 163L95 166L93 165V168L95 167V169H93V171L95 170V171L93 172V175H91V174H92V169H91V167L89 166V164L91 165V162H92ZM108 160H109V159H108ZM9 161H10V162H9ZM40 161H41V160H40ZM87 161H88L89 163H88ZM228 161H227V162H228ZM250 161H251V162H250ZM254 161H255V162H254ZM13 162H14V164H13ZM119 162L121 163V160H120V161L118 160L117 163H119ZM225 162H226V161H225ZM225 162L223 163V161H222V163H221L222 166H223V164H225ZM227 162H226V163H227ZM245 162H246V163H245ZM248 162H249V163H248ZM87 163H88V164H87ZM98 163H99V164H98ZM129 163H130V165L133 166L134 164H136V161H135V163L132 162V163H134V164H131V162H129ZM129 163H128V165H129ZM164 163H167V162L164 161L163 164H164ZM244 163H245V165H244ZM253 163H254V164H253ZM227 164H228V163H227ZM241 164H242V165H241ZM246 164H247V165H246ZM97 165H98V166H97ZM130 165H129V167H128V170H129V168L131 167ZM136 165H137V164H136ZM136 165H135L133 168L136 169ZM165 165H166V166H165ZM252 165H253V167H251ZM254 165L257 166V167H255ZM112 166H113V165H112ZM164 166L167 167V164H164ZM238 166H239V165H238ZM243 166L245 167L246 170L244 169ZM259 166H260V167H259ZM104 167H105V166H104ZM226 167H227V165H226ZM248 167L251 168V169H249ZM149 168H150V170H151V168H152V162H151V161L149 162ZM221 168H222V167H221ZM247 168H248V169H247ZM252 168H253V169H252ZM256 168H257V169H256ZM261 168H262L263 170H262ZM38 169L40 170V171L38 170V171H39L38 174H40V175L38 176V175L35 173V174L38 176V178H37L35 175H34V178L36 177L37 180H42V181L44 180V182H45L46 179H47L46 176H48V175L44 176V177H46V178L44 179V178H43V175H45L46 173H45L44 171H43L44 173L41 172V169H40V168H38ZM197 169H198V172H199V173H202V172H203L202 169H201L200 167H199V168H196V171H197ZM199 169H201V171H200ZM254 169H255V170H254ZM16 170H17V171H16ZM21 170H22V169H21ZM88 170H89V172H88ZM109 170H110L109 167L106 168L105 173H104V177H103L104 179H106V178L108 179V178H109V177H107V176L109 175V173L111 172V170H110V171H109ZM131 170H132V168L130 169V171H131ZM243 170H244V171H243ZM261 170H262V171H261ZM35 171H37V169H36ZM38 171H37V172H38ZM222 171H224V169H222ZM233 171H235V172H233ZM260 171H261V173H260ZM82 172H81V173H82ZM90 172H91V173H90ZM198 172H197V173H198ZM246 172H247L249 175H247ZM255 172H256V173H255ZM22 173H23V172L21 171V174H22ZM41 173H42L43 175H42ZM197 173L195 172L196 175L199 174V173H198V174H197ZM223 173H224V172H222V177H221L222 179H223L224 177H226V175H227L226 173H225V174H223ZM254 173H255V174H254ZM257 173H258V174H257ZM1 174H2V175H1ZM87 174H84V176L87 175ZM146 174H147V173H146ZM146 174H145V175H146ZM245 174H246V175H245ZM260 174H261V175H260ZM41 175H42V176H41ZM81 175H82V174H79V176H81ZM110 175H112V172L110 173ZM257 175H259V176H258L259 179H260V178L262 179L261 181H260L259 179L257 180ZM84 176L82 175V177H84ZM90 176H91L92 178H91ZM146 176H147V175H146ZM223 176H224V177H223ZM229 176H230V177H229ZM249 176H251V177H249ZM261 176H262V177H261ZM41 177H42L43 179H42ZM95 177H96V176H95ZM95 177H94V178H95ZM34 178H33V179H34ZM78 178H79V177H78ZM84 178L87 179V180H90V179H88L87 177H84ZM145 178H146V177H145ZM145 178H144V179H145ZM229 178H230V179H229ZM22 179H23V178H22ZM85 179H84V182L87 181V180H85ZM109 179L114 180L113 182H114V184H116V186H117L116 189L118 190L119 187H118V185H117L118 183H115L116 180L113 179V178H109ZM146 179H147V178H146ZM178 179H180V178H178ZM225 179H224V180H225ZM233 179L235 180V182H234ZM236 179H237V178H236ZM80 180H81V182H82V181H83V178L80 177V179H79V184H82V183H83L82 185H84V182L81 183ZM92 180H93V179H92ZM92 180H91V181H92ZM34 181H36V179H35ZM147 181L151 183V180L149 181V179H148ZM179 181H181V180H179ZM220 181H221V180H220ZM227 181H226V184L228 183ZM232 181H231V182H232ZM257 181H258V182H257ZM259 181H260V182H259ZM9 182H10V184L8 185ZM36 182H37V181H36ZM222 182H223V180L221 181V183H222ZM6 183H7V185H6ZM91 183H92V182H91ZM142 183H143L144 185H143ZM145 183H146V184H145ZM181 183H182V186L185 187V186L183 185L184 183H183V182H181ZM181 183H180V185H181ZM224 183H225V182H224ZM233 183H228L229 186H227V185H225V186H226L227 188L229 187L230 189H232V190H230V191H233L234 187L231 186ZM257 183H258L260 186H259ZM39 184H40V183H39ZM44 184H47V183L45 182V183H43V185H44ZM92 184H93V183H92ZM114 184H113V185H114ZM147 184L149 185V183H147L146 180H145V182L143 181V182H141V184H140V191H139V192H140V194L142 193L143 195L141 194V196H139V198L142 197V199H143V198H144V199H143V201H142V199L139 200V198H137V199H138V202H139V203H137V205H139V204H140V201H142V204L140 205L142 208H141V207H138V206H137V208H139L140 210H143L142 212H140L139 209H138V211H139V215H140V213H141L140 217L143 216V217L141 218L142 220H146V219H144L145 217H147V218L149 217L148 219L151 220V221H150V220H149V221H148V220L145 221L146 224H147V223L149 224V225H147V226L145 225V222H144V225H145L146 227H148V228H146V227L144 226L145 229L143 230V231H144V232H143V233H144V235H143V238H144V240H143V243H144V244H143V245H144L143 248H145V249H146L147 247H148V248H147L146 250L143 249V250H144V251H143V250H141L142 248H139L138 245H136V243H138V240H139V239H138V236H137V235H138L137 232H138V229H139V227H137V226H139V225H138L137 223H138V218L140 219V217H139V215H138V218H137V217H136L137 215L135 214V212L130 211V213L128 212V213H129L128 215H130V216L128 217V219H127L128 221H127V222H128V223L131 222V223L128 224V225H130L131 227L134 228V229L132 228V231L130 232V233H132L131 236H133V237H131V241H130V242H131L132 244H131L130 247H132V245H134L135 250L138 249V248H139L140 250H136V252H135L134 248H133L134 251L132 250V248H130V249H131V251L133 252V254L135 253V260L137 259V260H136L137 264H140V263H139V262H141L140 260H142V257L145 256V255H143V252L145 253L146 251H148V252L146 253V255L149 253V254H150L149 256H151L152 258H154V259L156 260V261H155L154 259H152V261H153V262H151L152 264H154L155 262H156V264H166V263H167V262L165 263V260H166V259H167L168 263L171 264V263H170V262L172 261V260L170 261V259H172V257H171V253H170V252H167V251H164V249H165L164 246H165L166 244L164 245V242H163V248H162L161 246H159V245H160L159 242L161 243V241L163 240V236H164V235H163V232L165 231V226H167V224H168V221H167L168 219H166V218L164 217V215H162V216H163V220H162V218H161V217H162V216H161V209L159 208V206L156 205V203H154L155 201L153 200V197L156 195V191H155V189H151L152 184L149 185V186H150L149 189H146L147 187H145V185L148 186ZM163 184H164V188H165V190H167V191H171V192L173 193V191H172L173 188H172V186H171L170 184H168V183H163ZM222 184H223V183H222ZM261 184H262V185H261ZM82 185H81V187H82ZM141 185H143V186H141ZM242 185L240 186V188H245L244 186L242 187ZM44 186H45V185H44ZM116 186H115V187H116ZM119 186H120L121 188H120L118 191H117V190H116V191H117V195L119 196L120 199H119L118 197H117V198H118V200H120L121 202L124 201V203H127V200H126L127 198L124 199V198L126 197L125 195L127 194V191L125 190V188H124L123 186H121V185H119ZM233 186H234V185H233ZM236 186H237V187H236ZM258 186H259L260 188H259ZM41 187H42V188H45V187H43V186H41ZM79 187H80V185H79ZM79 187H78V188H79ZM81 187H80V188H81ZM87 187H88V186H87ZM89 187H91L92 195H95L96 197L90 195L91 192L89 191V190H90ZM89 187H88V189H89V190H88V189L86 188V186H84V188L82 187V189L80 190V192H82V193H79V194H77V195L75 194V195L77 196V197H76L77 200H78L77 202H79L80 199H81V201H82V202L80 201L79 205H77V208H78L79 206H81L80 208H82V209H80V210H79V208H78L79 213H78V210H77V213H78L79 215H80L82 212H84V213L87 212V213H85V214H88V216L90 215V217H91V215H92L93 213L91 214L90 212H94V213H95V214L92 215V216H93L92 218H94V219H92V218L90 219V220L92 221L91 223L89 222V221H90V220H89L90 217H88V216L85 215L84 213H83L84 215L82 214L84 217H83L82 215H80V216L83 217V218L80 219V220H81L80 222H82L81 224H82L84 227L88 225L87 227H85V229H83L82 225L80 224L81 227H82L81 229H82L83 231L86 230L84 233H85V235H87V238H85V235H84V241H85V239H88V238H89V242H88V243H89V246H90L89 250H90V252H91L92 257H95L96 255H99V260L97 261V264H103V262H104V264H117V262H115V261H111V259H108V260H107V259H105V260L103 259V258H104V252H105V250H106V246H108L107 241H108V239L111 237V234L113 233V232H112V229H113V228L110 226L111 224H110L109 220L107 219V218L109 217V215H110V214H108V213H110V212H108L109 210L106 211L107 208L109 207V205H108V203H106L107 201L105 202V201L103 200L105 203L103 202V204H102V202H101L102 200H100V206H99V205H98V204H99V203H98V202H99L98 200H99L100 198L98 199L97 196H99V195H101V194L103 195L102 190H100L101 193H99L100 191L98 190L99 192L96 193V194H98V195H96V194L93 192V190H92L93 185L90 184ZM143 187H144V189H145L144 191H142V190H143ZM153 188H154V186H153ZM240 188H238V191H239ZM248 188H250V190H249ZM100 189H101V188H100ZM121 189H122L123 191H122ZM4 190H3V191H4ZM83 190H84V191H88V192H84ZM120 190H121L122 192H120ZM124 190H125V191H124ZM149 190H150V191H149ZM241 190H242V189H241ZM241 190L239 191L240 194L243 192V191L241 192ZM260 190H261V191H260ZM78 191H79V190L77 189V190H76V193H78ZM141 191H142V192H141ZM148 191H149V192H148ZM151 191H152V194H151ZM153 191H154L155 193H154ZM256 191H257V192H256ZM83 192H84V193H89V192H90L89 195H88V197L91 196V198H93V199L96 198V200H97V199H98V200L96 201V200H93V199L90 198L91 200H93V201H90V199L87 198V196H84V195H83V194H84ZM118 192H120V193H122V194H118ZM123 192H124V193H123ZM239 192H238L237 196H238V197L240 196V197H239L240 199L236 196L237 199H235L234 201H237V200L239 199V200H241V201H239V202L242 203V201L244 200V199L242 200V198H243L244 196L242 197L243 194L240 195ZM262 192H263V193H262ZM37 193H39V192H37ZM257 193H258V194H257ZM80 194L83 195V196H82L83 198L85 197V198L89 199V202H92V204L90 203V204L92 205L91 207H89L90 204H88L87 206H84L85 208H87V210H84L85 208L83 207V204L85 205V203H87L88 200H87V201H85L84 199L82 200V197H81ZM135 194H136V193H135ZM135 194H134V195H135ZM147 194H148V195H147ZM154 194H155V195H154ZM259 194H262V195H259ZM79 195H80V196H79ZM85 195H87V194H85ZM102 195H101V196H102ZM146 195H147V196H146ZM153 195H154V196H153ZM249 195H248V196H249ZM251 195H250L249 197H251ZM257 195H259V197H258ZM120 196H121V197H122V196H123V197L125 196V197L122 199L123 201L121 200V197H120ZM143 196H144V197H143ZM150 196H153V197H150ZM248 196H247V197H248ZM261 196H262L263 199H261ZM80 197H81V198H80ZM99 197H100V196H99ZM103 197H104V195L101 197V199H104ZM146 197H147V198H146ZM236 197H234V198H236ZM252 198H253V196L251 197V200H252ZM256 198H258V200H257ZM169 199H170V201L172 202L173 199H171V198H169ZM105 200H106V199H105ZM152 200H153V201H152ZM194 200H195V199H194ZM15 201H16V200H15ZM94 201H95V202H94ZM125 201H126V202H125ZM252 201H253V200H252ZM145 202H146V203H145ZM243 202H244V201H243ZM82 203H83V204H82ZM93 203H96V204H95L96 206L94 205L95 207L93 206ZM124 203H122V204H124ZM262 203H263V204H262ZM77 204H78V203H77ZM80 204H81V205H80ZM104 204H105L107 207H106ZM146 204H147V205H146ZM243 204H244L243 206H244V212H245V210H247V209H245V208H246V207H245V202H244ZM101 205H102V206H105L104 209H101V208H103V207H101ZM124 205H126V204H124ZM124 205H123V206H124ZM153 205L155 206V209L159 208V210H160L159 212H158V209L156 210V212L154 211V212L156 213V214L154 213V214H155V217H154V214H153V210H155L154 207H153V209H152V208L149 209V208L152 207ZM98 206H99V207H98ZM148 206H149V207H148ZM260 206H259V207H260ZM263 206H262V208H260V214H261V216H260L259 214H258L259 216H257V215H252L253 213L249 214L250 212H247V211H246V212L248 213V215H251V217L254 216L255 219H256V217H260V219L257 218V219L259 220L260 225H261V226H260V233H261V230H262V229H263L262 232L264 233V219H263V218H264V217H263V216H264V214H263V213H264V209H263ZM92 207H94V208H93L94 210L92 209ZM96 207H97V208H96ZM124 207H126V206H124ZM143 207H144V208H143ZM146 207H147V208H146ZM156 207H157V208H156ZM83 208H84V209H83ZM89 208H90V209H89ZM99 208H100V209H99ZM95 209H97V210H95ZM81 210H82V212H81ZM89 210H90V211H89ZM102 210H103V211H102ZM146 210H147V211H146ZM149 210H150V211H149ZM88 211H89V212H88ZM97 211H100L99 213H102V214H101L102 216H101L99 213L97 214V213H96ZM101 211H102V212H101ZM105 211H106V212H105ZM104 212H105V213H104ZM132 212H133L136 216H133L134 214L132 215V214H131ZM143 212H144L145 215L142 214ZM145 212H147V213H145ZM149 212H151V213H150L151 215L149 214ZM157 212H158V214H157ZM89 213H90V214H89ZM15 214H16V213H15ZM96 214H97V216H98V215H99V216L97 217ZM104 214H106V219H107V220L104 218V216H105ZM162 214H163V213H162ZM131 215H132V216H131ZM148 215H149V216H148ZM85 216H87V218H85ZM113 216L116 218V215H115V214H114ZM144 216H145V217H144ZM151 216L153 217V219L151 218ZM255 216H256V217H255ZM18 217H19V218H18ZM42 217H43V218H42ZM45 217H46V216H45ZM101 217H103V218H101ZM132 217H135V218H136V221H135L134 218H133V219H134V220H133ZM261 217H263V218H261ZM17 218H18V219H17ZM23 218H24V216H23ZM23 218H22L21 214H18V213L15 215V217L12 218V219H13V220H12V222H13L12 225H13V224H16V225L14 226V227H15V228H14L15 231H18V230H19L18 232H15V231L13 230V231L15 232V235L12 234V236H9V235L11 234V232L9 231V232H10L9 235H8V232L6 233V231H8L7 226H5V228H7L6 230H4V229H5V228H3L4 226L1 227V229L3 228V231H2V235H1V236H3V235H4L3 232H5V235H7V237L9 236V239H11V238L13 237L12 240H10V242H11V243H10V242H9V239L4 235V237H2L3 242L1 241L2 239H0V241H1L2 244L5 242L4 244H6V246H7V244H8L7 247L11 246L12 244H13L12 246H20V241H21V239H22L23 237L26 238L27 230H28V228H29L28 226H30V224H28V223H29L28 221L25 222L26 220H23V221L25 222V223H23V221H22ZM129 218H131V220H130ZM16 219H17V220H16ZM39 219H40V220H39ZM43 219H44L45 221H44ZM82 219H87L88 222L90 223V225H89V223L87 222V220L84 221V220H82ZM103 219H105V220H103ZM141 219H140V220H141ZM261 219H262V220H261ZM18 220H19V221H18ZM20 220H21L22 222H21ZM42 220H43L44 222H43ZM129 220H130V221H129ZM132 220L135 221V222H137V223H132V222H133ZM165 220H166V222H167L166 224L164 223ZM16 221H17V223H15ZM37 221H39V223H37L38 225L36 224V226H38L39 229H41L42 227H45V224L48 223L49 220H48V218H47V220H46V218H44V216H41V218H38ZM103 221H106V222H103ZM10 222H11V220H10ZM83 222H84V223H83ZM85 222H87L88 224L85 223ZM107 222H109V224H108ZM261 222H262V223H261ZM19 223H20V224H19ZM26 223H27V224H26ZM41 223H45V224L42 225ZM105 223H106V224H105ZM10 224H11V223H10ZM17 224H18V225H17ZM23 224H24V225H23ZM39 224H40V225H39ZM84 224H85V225H84ZM132 224H133V225H132ZM134 224H136V225H134ZM262 224H263V226H262ZM12 225H11V226H12ZM20 225H21L22 227H24V228H23V229H20V228H22ZM27 225H28V226H27ZM91 225H92V226H91ZM214 225H215V224H214ZM214 225H213V227H214L213 230H215L216 228H217L216 230H218L219 228L217 227V225H216V226H214ZM16 226H19L20 228H19L18 230H16V229L18 228V227H16ZM40 226H42V227H40ZM89 226H91L90 228H91L92 230H91V229L89 230ZM108 226H109V227H108ZM12 227H13V226H12ZM26 227H27V228H26ZM131 227H130V229H131ZM135 227H136V228H135ZM25 228H26V229H25ZM137 228H138V229H137ZM254 228H255V226H254ZM135 229H137V230H136L137 232L135 231ZM162 229H164V231H163ZM160 230H161V232H160ZM248 230H251V229H248ZM145 231H146V233H145ZM169 231H170V233L172 232L171 230H169ZM22 232H23V233H22ZM134 232H136V233H135L136 236L134 235ZM24 233H25L26 235H25ZM219 233H220V232H219ZM257 233H259V230L257 231ZM16 234H18V235L20 234V235L18 236V235H16ZM159 234H160V235H159ZM172 234H173V233H172ZM246 234H247V232H246ZM246 234H245V235H246ZM248 234H249V233H248ZM261 234H262V233H261ZM24 235H25V236H24ZM91 235H92L93 237H92ZM145 235H147L148 238H147V236L144 237ZM162 235H163V236H162ZM16 236H17V237H16ZM22 236H23V237H22ZM159 236H160V237L162 236V237H161L162 239L160 238V239H161L160 241H159V238H158ZM5 237L7 238L8 242L5 241V240H6ZM10 237H11V238H10ZM15 237H16V238H15ZM90 237H91V238H90ZM235 237H236V236H235ZM4 238H5V239H4ZM17 238H18L19 240H18ZM146 238H147V240H146V242H145V239H146ZM13 239H15V243H16V244H17V243H19V244L16 245V244L13 242V241H14ZM16 239H17V242H16ZM90 239H91V240H90ZM104 239H107V240L105 241ZM148 239H149V240H148ZM102 240H104V242H105L107 245L104 244L103 247H102V249L99 250V246H98V245H100L99 242H101ZM132 240H133V241H132ZM260 240H262V239H260ZM91 241H93V242H91ZM12 242H13V243H12ZM102 242H103V241H102ZM133 242H134V243H133ZM1 243H0V246H1V247H0V251H2V252L4 253V250H2V249H4L6 246L3 245V248H2ZM9 243H10V245H9ZM148 243H149V244H148ZM178 243H179V241L175 244V247H173V250H174V248H176V245H177ZM217 243L219 244V242H217ZM220 243H222V242L220 241ZM223 243H224V242H223ZM263 243H264V242H263ZM93 244H94V245H93ZM226 244H228V243H226ZM226 244H224V249L226 248L224 251H223V248L221 247V245H220V244L218 245L222 250L220 251V250L216 249V250H217V254H216V256L218 257V260L220 259L219 261L217 260V263H216V264H221V263H222V264H235V263H234L235 260L233 259V257H234V253H233V255H231V256H233L232 258H231V256H230V252L233 250V247H232V249L230 248V249H231V251H230L229 249H227V246H225ZM97 246H98V247H97ZM178 246H180V245H178ZM260 246H262V245H260ZM136 247H138V248H136ZM180 247H182V246H180ZM219 247H217V248H219ZM1 248H2V249H1ZM11 248H12V249H11ZM11 248H10L11 250L5 248V250L7 249L8 251H11V252H8V251L6 250L5 253H6V254H7V253H9V254L11 253V255H12V251H16L19 247H17V249H16V247H15V249H14L13 247H11ZM160 248H161V250H160ZM178 248H179V247H178ZM220 248H219V249H220ZM260 248H261V247H260ZM263 248H264V244H263ZM93 249H94V250H93ZM162 249H163V251H164L165 253H166V252H167V253H170V254H169L170 257H169L168 255L166 256L167 253L164 255V252L162 251ZM89 250H88V251H89ZM165 250H166V249H165ZM173 250H172L171 252L173 253L172 256L174 257L176 251H175V253H174ZM179 250H180V249H179ZM261 250H263V249H261ZM261 250H260V251H261ZM93 251H94L95 253H94ZM142 251H143V252H142ZM158 251H159V252L161 251V254H163L162 257L160 256L161 254L159 255ZM219 251H220V252H219ZM222 251H223V252H222ZM16 252H17V251H16ZM16 252H13V253L15 254V255H13V256H11V255L8 256V255H7V259H8V257H9V260H5V259H6V255L4 256V255L0 252V253L2 254L3 258L5 257L4 260H3V258H1V260H2L3 262H4V261H5V262H6V261H9V262H7V264H8V263H9V264H10V263L13 264V263L15 262L16 257H17ZM162 252H163V253H162ZM221 252H222V253H221ZM233 252H234V251H233ZM5 253H4V254H5ZM92 253L95 254V255L93 256ZM157 253H158V254H157ZM218 253H219V254L221 253V254H220V257L223 258L222 261H221V258L219 257V254H218ZM261 253H262V252H261ZM261 253H260V254H261ZM141 254H142V256H140ZM156 254H157V255H156ZM244 254H245V253H244ZM244 254H243V257H244ZM23 255H24L23 260H24L25 262H27L26 264H28V263L31 264V263L29 262V260H28V255H27V253H26L25 251H24V254H23ZM26 255H27V257H26ZM83 255H84V257H85V254H83ZM83 255H81V256H83ZM91 255H90V256H91ZM155 255H156L157 257H156ZM253 255H255V254H253ZM253 255H252V256H253ZM263 255H264V250H263ZM100 256H101V257H100ZM139 256L141 257V259H140ZM147 256H148V255H147ZM149 256H148V257H149ZM158 256L161 257V261H160V259L158 258ZM164 256H166V257H164ZM252 256H251V258H252ZM260 256H262V254H261ZM0 257H1V255H0ZM14 257H15V258H14ZM84 257H81V259H80L81 264H85V263H87V264L89 263V264H90V262H88V261L85 262L86 259H83ZM138 257H139V258H138ZM263 257H264V256H263ZM10 258H11V259H10ZM164 258H165V259H164ZM185 258H186L187 263L189 264V256H188V257H185ZM253 258H254V262H253V260H251V261H252V264H256V263H258V262H257V257H256V259H255V256H253ZM261 258H262V257H261ZM26 259H27V260H26ZM92 259H93V258H92ZM138 259H139V260H138ZM149 259H151V258H149ZM168 259H169V260H168ZM231 259H232L234 262H233ZM12 260H13V263L11 262ZM39 260L41 261V258H39ZM93 260H94V259H93ZM103 260H104V261H103ZM150 261H151V260H150ZM231 261H232L233 263H231ZM236 261H237V260H236ZM255 261H256V262H255ZM259 261H261V259H260ZM262 261H263V260H262ZM16 262H17V260H16ZM42 262H44V261H42ZM42 262H41V263H42ZM92 262H93V261H91V264H92ZM219 262H221V263H219ZM39 263H40V262H39ZM168 263H167V264H168ZM263 263H264V261H263ZM15 264H18V262L15 263ZM43 264H44V263H43ZM236 264H237V262H236ZM258 264H261V263L259 262Z\"/></svg>","mask_w":264,"mask_h":264}]
</instances>
